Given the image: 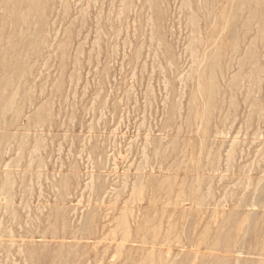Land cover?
<instances>
[{
    "label": "rangeland",
    "instance_id": "obj_1",
    "mask_svg": "<svg viewBox=\"0 0 264 264\" xmlns=\"http://www.w3.org/2000/svg\"><path fill=\"white\" fill-rule=\"evenodd\" d=\"M5 1L6 0H0V10H1L0 15L3 18V19L0 18V22H1L0 26L2 27V28L0 27V35H1L0 36V39H1L0 40V51H1L0 52V64L2 63V65L0 66V68H2L0 69V73H1L0 76L2 75V80L4 81V83L0 82V85H3L2 87H0V102L1 101L4 102V103L2 102V104L0 103V225H1L0 226V263L1 264H4V263L5 264H22V263L23 264H57V263L58 264H87V263L88 264H144V263L145 264H151V263L152 264H165V263L166 264H169V263L170 264H264V256H263L264 254V234H263L264 233V221H261L262 219L264 220V139H263L264 138V126H263L264 125L263 124L264 123V120H263L264 119V73H263L264 71V66H263L264 65L263 63L264 62V0H224V2L223 0H211V1L210 0H202V1L201 0L200 1L198 0H181V1L180 0L178 1L177 0H173V1L171 0H167V1L166 0H152V1L151 0H140L142 3L139 0H133V1L132 0H120V1L119 0H114V1L113 0H100V1L99 0H86V2L85 0H83V2L82 0H77V1L73 0V2L72 0H62V1L61 0H48L50 4L46 0H39V1L38 0L37 1L36 0H32V1L31 0L30 1L29 0L27 1L26 0H20V1L19 0H9V1L7 0L6 2H8V4H6ZM107 1L109 3H107ZM174 1H176L175 2L176 5L173 4ZM45 2H47L48 4L47 3L45 4ZM162 2H164L165 5L164 4L162 5L161 4ZM195 3L197 5H195ZM205 3H206V6L208 3V7L206 8L204 6ZM216 3L218 4L216 5ZM225 3H229V4H225ZM237 3L239 4V6H237L238 5ZM28 4L30 8H27ZM88 4L90 5L88 6ZM154 4L157 5L158 8ZM220 4L222 5L220 6ZM243 4L245 8L242 7ZM250 4H251V7H250ZM44 5L46 6V8ZM62 5H64V7ZM74 5L76 6L74 7ZM83 5H86V7ZM227 5L228 6L230 5L231 9L228 8ZM92 6L94 7L92 8ZM143 6H144V9H142ZM203 6L206 9V11L203 8ZM212 6L215 7L213 12H212V9H213ZM13 7H15L14 8L15 10L11 11ZM39 7L41 9H38ZM163 7H165L166 9H164ZM188 7H190V9ZM138 8L140 9L138 10ZM153 8L157 9V11H155ZM201 8H203V10ZM6 9L7 11H9L8 9H10L9 11L10 14L6 12ZM196 9H197V12H196ZM222 9L226 11V13L227 11H229L227 14L228 16H224L226 15V13H224ZM3 10L5 14L3 13ZM36 10H39V11L41 10L42 12L39 13V11H36ZM43 10H46V11H43ZM67 10H69L68 15L66 12ZM131 10L132 11L134 10V12H132ZM175 10L179 12H176ZM200 10L203 12L204 15H201L202 12H200ZM207 11L208 13H206ZM217 11L219 13H217ZM221 11H223L224 15H222L223 13H221ZM19 12L23 14L21 15L19 14ZM47 12H50V13H47ZM53 12H55V14ZM74 12L76 15L74 14ZM154 12H157V14L155 13L157 15V20L156 19L154 20V18H156V16H153ZM159 12H160V15L158 14ZM236 12L240 13V16ZM245 12H246V15H245ZM87 13L89 15L88 16L89 18L87 17ZM137 13H140V14H137ZM146 13L148 14V16H145ZM180 13L182 14L180 15ZM215 13L216 15L214 16ZM40 14H42L41 17L43 16L42 17L43 19H40ZM56 14H59L60 16L59 15L56 16ZM168 14H170L169 17H167ZM197 14L201 16L198 18ZM50 15H51V18L49 17ZM242 15H245V16H242ZM7 16H9V18ZM10 16H12L13 18ZM100 16H102V18ZM234 16H235V19H234ZM6 17L8 18V20ZM145 17H148V18H145ZM179 17L181 19L186 17L183 19L184 23L181 20L179 21L178 19ZM231 17H233L231 22L227 23V21H230ZM109 18H110V21L107 20ZM111 18H112V22H111ZM237 18H238V21H237ZM10 19L12 22L10 21ZM103 19L105 22L103 21ZM131 19L134 21V24L132 23ZM198 19L199 21H201V23L199 21L198 23H196ZM215 19H217L218 21H216ZM39 20L41 23L38 22ZM58 20H59V23H58ZM124 20H127V21H124ZM210 20L212 22L215 20V22L212 23L210 22ZM225 20L227 21L225 22ZM6 21H8V23ZM106 21L108 22L106 23ZM156 21L158 24L156 23ZM162 21L164 22L161 23ZM208 21L212 24L208 25L210 24ZM235 21H237V24H235L237 27H235L234 25L233 26L231 25L232 22L236 23ZM26 22L28 24H26ZM100 22H101V25H100ZM117 22H119V24ZM144 22L146 24L147 23L150 24V26L148 24H147L148 26L145 25ZM258 22H260L261 24L258 25ZM32 23L34 24V26ZM152 23H154V25ZM176 23L179 25H176ZM187 23H189V25ZM215 23L217 24L215 25ZM14 24L19 26V28H17V26L14 27L15 26ZM102 24H104V26ZM184 24H185V28H184ZM213 24L215 27L213 26ZM219 24L221 25L219 26ZM10 25H13L12 27L14 29ZM89 25L91 27L90 30H89L90 28ZM132 25L133 26L136 25V27L137 25L138 27L140 25V27L139 28L137 27L136 29V27H133ZM171 25L173 29L171 28ZM86 26L87 28H85ZM216 26L220 28L218 29ZM31 27L33 31L31 30ZM69 27H71L72 29L71 28L69 29ZM110 27L112 28L110 29ZM154 27H157V29H159L161 32L157 30L156 28L154 29ZM232 27H235V29L233 28L232 30ZM105 28L107 32L104 31ZM126 28H129L127 29V32H126ZM26 29L28 30V32ZM19 30L20 31L24 30V31L20 32L19 34ZM37 30H38V34L36 33L37 35H35L34 32H36ZM142 30H144V32L146 31V33H143ZM153 30H155V34L153 33L154 32ZM177 30H178V33L180 32L179 33L180 38L178 36L179 34L176 32ZM235 30H237L236 33L239 31L240 33H237L238 35L237 34L234 35L235 33L233 32H235ZM30 31H32V34ZM111 31L112 33H110ZM157 31L162 36L159 35ZM206 31H209L208 32L209 34ZM24 32L26 33L24 34ZM55 32L58 34V36ZM104 32L107 33V35ZM136 32L138 35H140V33L141 34L143 33L142 36L140 35L141 38L139 37L140 38L139 41H138L139 38ZM230 32L233 34V37H231ZM251 32H252V35H251ZM8 33H10L11 36ZM162 33L165 35V38ZM76 34H78V36ZM112 34L114 38H111V36H109ZM2 35H3V39H2ZM64 35L66 37H64ZM93 35L94 36L96 35V36L94 37ZM205 35H208L209 37L206 36L205 38ZM249 35L251 36V38ZM19 36H22V37H19ZM32 36L34 37V39L31 40ZM171 36H173L174 38L173 37L171 38ZM11 37L14 40V42L13 40H11ZM69 37L71 38L67 39ZM161 37H163V40L165 39V41H163ZM177 37H178V41L176 40ZM182 37L187 39L186 40L187 42ZM54 38L56 40H54ZM160 38H161V42L160 41L158 42ZM207 38H208V42L205 43V41H207L206 40ZM59 39L61 40L60 43L58 42L60 41ZM224 39L231 46H227L228 43L227 42L224 43L223 42ZM16 40H19L17 41L18 43L16 42ZM25 40H27V43ZM174 40L178 43L174 42ZM220 40L222 44L221 42H219ZM109 41L111 43L113 42L112 43L113 45L111 43H110L111 45L108 44ZM243 41H244V44H241ZM12 42L15 44L14 48H13ZM44 42L46 43L43 44ZM162 42L163 43L166 42L164 43L166 45L163 46ZM255 42L259 45H256ZM23 43H26V44H24L23 46ZM133 43L134 44L136 43L139 45H136V44L134 45ZM167 43H169L170 45ZM1 44H4V47L6 46V48H4L3 45ZM40 44H43V45H40ZM105 44H108V45H105ZM119 44L120 46H118ZM176 44L178 46H176ZM223 44H225L226 46H224ZM236 44H238V46ZM7 45H9V47ZM68 45L69 47H67ZM171 45H172V48H171ZM184 45L185 47H183ZM204 45H206V48H205L206 51L204 50L205 52L203 51ZM37 46L39 47L37 48ZM174 46H176L177 48ZM179 46L181 48H179ZM219 46L222 48L220 49ZM106 47L108 48L106 49ZM208 47L209 48L212 47L214 50L212 48L209 50ZM228 47L231 49H229ZM234 47L236 48V51ZM243 47L245 48L244 51H243ZM11 48L15 50L13 49L11 50ZM104 49L106 50L104 51ZM20 51L22 54L19 53ZM34 51H36L37 53H35ZM119 51L122 54L119 53ZM174 51H176L177 53ZM207 51L209 52L211 51V52L208 53ZM241 51H243V54ZM12 52H15V53H12ZM29 52L30 53L34 52V55L32 53L30 56H28L27 54H30ZM170 52L171 54H169ZM186 52H189V54ZM191 52L193 53L194 57L191 56L192 55ZM217 52L220 54H218ZM104 53L106 54L104 55ZM166 53H168V55H166ZM173 53L174 55H172ZM211 53L213 54V56ZM216 53L218 54V56L216 55ZM235 53L238 55H235ZM15 54L17 58L22 55L20 58H18V61L20 59V62L16 60ZM35 54L36 55L38 54V55L36 56ZM68 54L70 55V58ZM100 54L102 55L99 56ZM115 54H117V56H115ZM108 55H111L110 56L111 58L109 57L107 58ZM113 55L114 57L112 58ZM169 55L170 57L168 58L167 56ZM239 55L240 56L242 55V56L239 57ZM104 56L106 58H104ZM148 56L150 59H152L149 62H148V59H149ZM172 56H176V57L171 58ZM230 56H232V59H230ZM34 57L36 61L33 60ZM130 57L132 58V60L129 59ZM143 57H144V60H143ZM165 57L167 58V60ZM190 57L191 58L193 57V59L191 60ZM206 57H208V59ZM242 57L244 58V60H242ZM248 57H249V60H245V59H248ZM262 58L263 60H261ZM105 59L106 60L108 59V60L105 62ZM174 59L176 60L174 61ZM221 59L222 61H220ZM23 60H25V63H23L24 62ZM228 60H232V62ZM240 60L245 61V62H240ZM253 60H255L256 62H254ZM15 61H17L18 64ZM102 61H103V64H106V65L102 64V67H101ZM166 61H168L167 63L168 64L170 63V64L169 65L166 64L165 63ZM201 61L203 63L200 64ZM205 61L208 62V64L210 63L211 67L208 64L205 65ZM145 62H146V65H144ZM192 62H194V64H192ZM13 63H15L16 65ZM79 63H81V65ZM173 63H175L176 65H174ZM58 64H61V65L59 66ZM244 64H245V67H247V69L244 67ZM27 65H29V69ZM126 65H129V67H127ZM178 65L179 66L181 65L180 69ZM198 65L202 67L203 70L200 69ZM207 65L208 67H205ZM15 66L17 67L15 68ZM145 66L147 67L146 69H145ZM108 67L110 68L109 70H108ZM152 67H154V69H152ZM160 67L164 68V70L161 69ZM225 67L226 68L230 67V68L226 70ZM235 67H236V70H235ZM24 68H25V71H24ZM114 68L115 70H113ZM177 68L179 71L183 69L181 71L182 75H178V74H181V72L176 70ZM204 68H206L205 70L207 73L205 72ZM87 69H90V70L87 71ZM121 69L123 70V72L121 71ZM134 69L136 72L134 71ZM214 69L216 72H214ZM219 69L222 70V73H220L221 71ZM256 69L258 70L259 74L257 73ZM102 70H105V72L103 71L105 74H102L103 72L100 73V71ZM170 70L174 73L170 72ZM3 71L4 72L6 71V72L4 73ZM131 71H132V74H131ZM168 71L171 74H169ZM14 72H16V74ZM50 72L51 73L53 72V74H50ZM162 72L165 73L164 76ZM228 72L229 73L231 72V73L229 74ZM241 72L243 74L242 76H241ZM109 73L110 74L112 73L111 76ZM187 73H190L191 77H189V74L187 77L184 76V75H187ZM262 73H263V77H262ZM43 74L46 76H44ZM174 74H176V76ZM203 74L205 75L203 76ZM207 74L209 77H207ZM14 75H15V78H14ZM123 75L125 78H123ZM173 75L174 77H172ZM3 77L4 79L6 77L8 78H6L5 79L6 81H5ZM116 77L118 78V80ZM127 77L129 78V80L127 79ZM164 77L165 78L168 77L167 83ZM198 77H199V83L203 79H205L203 80V83L201 82V84H203L204 89H205V90L202 89L204 90V92L201 90V87L203 88V86H201L198 83ZM201 77H202V80H201ZM216 77L218 78L215 79ZM17 78L19 79L18 81L15 80ZM92 78L95 80L96 78L98 79L95 81ZM191 78H192L193 83L192 81L190 82ZM131 79L132 81H130ZM30 80L32 83L30 82ZM126 80L128 82H126ZM159 80L162 82H160ZM183 80L185 81V83H183L184 82ZM220 80H222L223 82L221 83ZM243 80L247 82L245 83ZM0 81H1V77H0ZM12 81L15 83H13ZM19 81H21V83ZM204 81L205 82L207 81L206 84ZM28 82H29V85H27ZM49 82H51V84ZM157 82H159L160 85H158ZM187 83L189 85H187ZM21 84H23V86ZM66 84H69V85L67 86ZM81 84H84V86H82ZM102 84L103 85L105 84V85L103 86ZM217 84L219 85V87ZM93 85H95L96 87L95 86L93 87ZM131 85L133 87L135 86L134 87L135 89H133ZM161 85H163L164 88L167 85V88L162 89ZM221 85L223 89L225 90L222 89ZM10 86L13 90L10 89ZM108 86H110V88ZM115 86H118V87H115ZM157 86L158 88H156ZM23 87H27V88L24 89ZM105 87L106 88L108 87V88L105 90ZM174 87H176V89L179 88V90L177 89V92H176L175 91L176 89ZM215 87L220 92H218L217 89H215ZM22 88L24 90H22ZM100 89L102 92L100 91ZM14 90H15V93H14ZM20 90L22 91V93ZM173 90H174V94L172 93ZM183 90L184 91L186 90L185 93ZM221 90H223L222 92L226 94L222 93ZM93 91L95 92L93 93ZM157 91H159L158 94H157ZM197 91L199 92V95ZM67 92L69 93L67 94ZM139 92L142 97H140ZM217 92L220 94H218ZM239 92H242V93H239ZM104 93L106 95H104ZM212 93L213 94L216 93L219 96V98L216 97L217 96L216 94H214V97H213ZM109 94L111 96H109ZM223 94L225 95L224 97H223ZM242 94L244 97L242 96ZM101 95L105 97L108 95L106 97V98H109L107 99L108 104L106 103L105 97H104L105 99L103 98V100L100 99ZM158 95H161L160 99L159 97H157ZM167 95H168V98H167ZM175 97L177 98L176 100H175ZM198 97L201 98L199 99V101H198ZM20 98L21 100H19ZM116 98H120V102L122 104L121 106H119L120 105V102L118 101L119 99H116ZM170 98H172V100L174 99L175 101L171 100L172 102H170L169 100ZM195 99H197V102L195 101ZM218 99H221L222 101ZM97 100H101V101L97 102ZM112 100L116 104H114ZM212 100H214L213 103H212ZM223 100H224V104H223ZM68 101H70V103ZM14 102L16 104H14ZM17 103L20 108L17 106ZM88 103L90 105H88ZM173 103L174 105L172 107ZM165 104H169V105H165ZM211 104L212 106L210 107ZM8 106L10 107V110L7 109L9 108ZM80 106L82 107V109H80L81 108ZM230 106L232 109L230 108ZM240 106L242 107L240 108ZM110 107H111V110H110ZM112 107H114V110ZM92 108L94 109L91 113ZM97 108H99V110ZM156 108H157V112H156ZM165 108H166V111L164 110ZM116 109L118 110L116 111ZM227 109L229 110L226 111ZM151 110L152 112H150ZM217 110L218 112H216ZM7 111L10 114L7 113ZM115 111L118 112V115H120V117L116 115L117 113H115ZM164 111L167 112V114H169V117ZM61 112H63V114ZM87 112L88 113L90 112L89 113L90 117L88 116ZM144 112L145 114L146 113L147 114L145 115ZM189 113H192L191 117H189L190 116ZM224 113H226L227 115ZM229 113L230 115H228ZM114 114L116 116H114ZM195 114L197 116L200 115L199 118ZM203 114L204 116H202ZM76 115L77 116L80 115V116H78L77 118ZM174 115L176 116L175 118H174ZM222 115L223 116L226 115V116L223 117ZM97 116H99V118ZM236 116L238 118H236ZM86 117L89 118L88 121ZM213 117L215 120L212 119ZM226 117L228 119L225 122ZM79 118L81 119V123H80ZM245 119L247 120L245 121ZM260 119L262 120L260 121ZM115 120L117 121L115 122ZM141 120L142 122H140ZM183 121L185 125H183L184 124ZM193 121L194 122L196 121V122L195 124L191 125V122L194 123ZM208 121L211 122V124ZM218 121L219 122L221 121L222 124L219 123ZM73 122H75V124ZM82 122L84 123V125ZM70 123L71 124L73 123V124L71 125ZM86 123L88 124V127ZM167 123L168 124L170 123V126ZM206 123L208 124V126L205 127ZM80 124L84 126V128H82ZM114 124L116 125V127H113L115 126ZM196 124L197 125L201 124L199 126V129H197L198 127ZM209 124H210V127L212 126L211 131L209 130L210 129ZM106 125L108 126V128ZM193 125H195L196 127L195 126L193 127ZM98 126H100L101 128ZM172 126L174 127L172 128ZM183 126L184 128L182 129ZM188 126L190 128L189 130H188ZM235 126L237 130L234 128ZM155 127L159 128L160 130L156 129ZM112 128H114V130ZM135 128H137L138 132ZM95 130H97V132ZM131 130H136V131L131 132ZM145 130H147V132ZM158 130L159 132L162 131L161 134H158L159 133ZM241 130H243L244 132H242ZM220 131L221 133H224V136L221 135ZM203 132L207 134L204 135ZM239 132L241 133L239 134ZM227 133H230V134H227ZM143 134L144 135L146 134L145 135L146 138ZM238 134L241 136H239ZM259 134H261L260 137H259ZM76 136H78L79 139H77L78 137ZM129 139L132 141H128ZM172 139H173V142H171ZM232 139L234 140V143ZM93 140L95 142H93ZM78 141L80 142L79 144H78ZM133 141H135V143ZM230 141H232L231 146H229L231 144ZM228 142H230V144ZM92 143H94V146L96 145V149L93 147ZM105 143H107V145H105ZM108 144H109V148H108ZM179 144L180 145L182 144V145L180 146ZM1 145L3 148L1 147ZM242 145L243 147H240ZM178 146H179V149H178ZM186 146L188 149H186ZM222 146L224 148H222ZM228 146L229 148L227 149ZM76 147H78L79 149L76 150ZM246 147H249L248 150H246L247 149ZM257 147H260V149L259 148L256 149ZM176 148L179 150L178 152ZM199 148H200V151H202L201 153L199 151ZM6 149H7V152H6ZM61 149L62 151H59ZM72 149L73 151H70ZM107 149H109L108 152H106ZM155 151H156V154H155L156 157L154 155ZM260 151H261V154H259ZM175 152L177 154H175ZM223 152L224 154L225 153L226 154L224 155ZM99 153L100 155H98ZM111 153L113 155H111ZM118 153L120 154L118 155ZM198 153H200L201 155L199 156ZM207 153L210 155L206 156ZM227 155L229 158L227 157ZM205 156L206 157L209 156V157L206 158ZM113 157H114V160H113ZM194 157L196 158L200 157V158L198 160V158L196 159ZM98 158L99 160L101 159V161H98ZM123 159L124 161L126 159L125 163H123L124 162ZM192 159H193V162H192ZM194 160H195V163H194ZM198 161H200L199 162L200 164L198 163ZM160 163L163 167L160 165ZM114 164H115V167L113 166ZM127 164L130 166H128ZM132 164H134L133 167L131 166ZM232 164L234 165L232 166ZM100 167L101 168L103 167V169H101ZM179 168H182V169H179ZM201 168L203 170L205 168V170L201 171L202 170ZM200 171L203 173H200ZM90 173H92L91 179H89ZM99 175L101 177H99ZM71 178L73 179L71 180ZM211 178H212V181H211ZM101 179L102 181H100ZM87 180H91V182L90 181L88 182ZM164 184H165V187H164ZM60 187L62 188V190ZM89 187H91L90 190H89ZM15 189L16 191H14ZM37 189H40V191H37ZM131 189L133 192L131 191ZM140 189H143V190H140ZM140 191H142V193ZM218 195L221 197L223 196V199H221V197H219ZM127 196H128V200H127ZM123 199L125 200L126 204L123 203L124 202ZM137 200L139 201L141 200L142 204H141V201L139 204ZM168 200L171 202L170 205H168V202H169ZM149 201L151 202L149 203ZM253 207H255L254 210H253ZM91 208L93 210L90 211ZM73 209L75 210L73 211ZM215 209L217 213L216 211H214ZM80 210H81V213H80ZM87 211L88 212L90 211L89 214L86 215L88 220L86 219V216H85V214L88 213ZM122 212L124 215L122 214ZM168 213L170 214L167 215ZM219 213L222 215L220 216ZM122 221L125 222V225L127 227L126 230L129 231L130 229L129 233H123L124 231L122 230V226H119V223ZM255 224H257L258 226ZM81 227H83L84 230ZM202 227L204 229H201ZM260 227H262L263 230ZM194 228L196 230H194ZM198 228H199V231H198ZM255 228L258 230H256ZM120 229L122 230V232ZM153 231L155 232L153 233ZM81 232L83 233L82 235H81ZM6 237H9L10 239ZM124 237L126 238V242L124 241L125 239H123ZM244 237L246 238V240ZM195 238H197L198 241L195 240ZM171 239L172 241H170ZM109 240L112 242H109ZM117 240L120 243H118ZM122 240L124 241V243L122 242ZM194 240L197 242L195 243ZM189 245L192 247L190 248ZM234 246L235 247L240 246L239 249L242 251L239 261H236L235 254L233 252L231 253V251L234 250ZM242 247L244 248L242 249ZM195 249H197L198 251H195ZM166 255H168V257ZM202 256L203 258L205 256V258L203 259ZM146 258L147 260L145 261Z\"/></svg>",
    "mask_w": 264,
    "mask_h": 264
},
{
    "label": "bare ground",
    "instance_id": "obj_2",
    "mask_svg": "<svg viewBox=\"0 0 264 264\" xmlns=\"http://www.w3.org/2000/svg\"><path fill=\"white\" fill-rule=\"evenodd\" d=\"M6 1H7V0H6ZM6 1H5V2H6ZM8 1H9V0H8ZM19 1H20V0H19ZM26 1H27V0H26ZM29 1H30V0H29ZM29 1H28V3H29ZM31 1H32V0H31ZM36 1H37V0H36ZM36 1H35V3H36ZM38 1H39V0H38ZM46 1L48 2V0H46ZM61 1H62V0H61ZM76 1H77V0H76ZM99 1H100V0H99ZM113 1H114V0H113ZM119 1H120V0H119ZM132 1H133V0H132ZM139 1H140V0H139ZM151 1H152V0H151ZM166 1H167V0H166ZM171 1H173V0H171ZM177 1H178V0H177ZM180 1H181V0H180ZM198 1H200V0H198ZM201 1H202V0H201ZM210 1H211V0H210ZM47 2H45V4H46ZM72 2H73V0H72ZM80 2H81V1H80ZM82 2H83V0H82ZM85 2H86V0H85ZM103 2H104V1H103ZM136 2H137V1H136ZM140 2H141V1H140ZM144 2H145V1H144ZM153 2H154V1H153ZM175 2H176V1H174V3H173L174 5H176ZM188 2H189V1H188ZM193 2H194V1H193ZM223 2H224V0H223ZM234 2H235V1H234ZM1 3H2V2H1ZM38 3H40V2H38ZM48 3H49V2H48ZM48 3H47V4H48ZM77 3H79V2H77ZM96 3H98V2H96ZM107 3H109V2L107 1ZM134 3H135V2H134ZM141 3H142V2H141ZM148 3H149V2H148ZM189 3H190V2H189ZM245 3H246V2H245ZM6 4H8V2H6ZM19 4H20V3H19ZM31 4H32V3H31ZM42 4H43V3H42ZM49 4H50V3H49ZM90 4H91V3H90ZM90 4H88V6H89ZM103 4H104V3H103ZM138 4H139V2H138ZM161 4L163 5L164 2H162ZM190 4H191V3H190ZM193 4H194V3H193ZM202 4H203V3H202ZM210 4H211V3H210ZM210 4H209V5H210ZM217 4H218V3H216V5H217ZM225 4H229V3H225ZM237 4H238V3H237ZM237 4H236V5H237ZM240 4H241V2H240ZM261 4H262V3H261ZM11 5H12V4H11ZM26 5H27V4H26ZM76 5H77V4H76ZM76 5H74V7H75ZM107 5H108V4H107ZM116 5H117V4H116ZM144 5H145V4H144ZM151 5H152V4H151ZM154 5H155V4H154ZM164 5H165V4H164ZM195 5H197V4L195 3ZM200 5H201V4H200ZM216 5H215V7H216ZM221 5H222V4H220V6H221ZM7 6H8V5H7ZM34 6H35V5H34ZM39 6H40V5H39ZM44 6H45V5H44ZM49 6H50V5H49ZM62 6L64 7V5H62ZM83 6L86 7V5H83ZM95 6H96V5H95ZM141 6H142V5H141ZM155 6H157V5H155ZM189 6H190V5H189ZM198 6H199V4H198ZM204 6H205V8L208 7V3H207V6H206V3H205ZM204 6H203V8H204ZM220 6H219V7H220ZM227 6H228V5H227ZM227 6H226V7H227ZM231 6H232V4H231ZM231 6L229 5L228 8H230ZM237 6H239V4H238ZM237 6H236V7H237ZM252 6H253V5H252ZM58 7H59V6H58ZM60 7H61V6H60ZM78 7H79V5H78ZM93 7H94V6H92V8H93ZM107 7H108V6H107ZM118 7H119V6H118ZM137 7H139V6H137ZM150 7H152V6H150ZM177 7H178V5H177ZM177 7H176V8H177ZM195 7H196V6H195ZM212 7H213L212 12H213V10H214L215 7H214V6H212ZM236 7H235V8H236ZM242 7H244V4H243ZM250 7H251V4H250ZM250 7H249V8H250ZM7 8H8V7H7ZM14 8H15V7H13V9L10 8L11 11H12V10H15ZM27 8H30V7H29V4H28V7H27ZM43 8H44V7H43ZM45 8H46V6H45ZM99 8H100V7H99ZM99 8H98V9H99ZM135 8H136V7H135ZM147 8H148V7H147ZM154 8H155V7H154ZM154 8H153V9H154ZM157 8H158V6H157ZM163 8L166 9L165 7H163ZM176 8H174V9H176ZM188 8L190 9V7H188ZM203 8H201V9L203 10ZM205 8H204V9H205ZM209 8H210V7H209ZM244 8H245V7H244ZM3 9H4V7H3ZM10 9H8V10L10 11ZM33 9H34V8H33ZM35 9H36V8H35ZM38 9H41V8L39 7ZM87 9H88V8H87ZM112 9H113V7H112ZM139 9H140V8H138V10H139ZM142 9H144V6H143ZM161 9H162V8H161ZM174 9H173V10H174ZM181 9H182V8H181ZM223 9H224V8H223ZM223 9H222V10H223ZM230 9H231V8H230ZM24 10H25V9H24ZM27 10H28V9H27ZM57 10H58V9H57ZM57 10H56V11H57ZM69 10H71V9H69ZM69 10L66 11V12H67V15L69 14ZM84 10H86V9H84ZM107 10H108V9H107ZM117 10H118V9H117ZM154 10L157 11V9H154ZM158 10H159V9H158ZM169 10H170V9H169ZM173 10H172V12H173ZM187 10H188V9H187ZM191 10H192V9H191ZM207 10H208V9H207ZM236 10H238V9H236ZM239 10H240V9H239ZM0 11H1V10H0ZM9 11H7V9H6V12H7L8 14H10ZM19 11H20V10H19ZM29 11H30V9H29ZM36 11H39V10H36ZM43 11H46V10H43ZM49 11H50V9H49ZM56 11H55V12H56ZM63 11H64V10H63ZM76 11H77V10H76ZM93 11H94V10H93ZM110 11H111V10H110ZM119 11H120V10H119ZM131 11H132V10H131ZM175 11H176V12H179V11H177V10H175ZM175 11H174V13H175ZM180 11H182V10H180ZM193 11H195V10H193ZM193 11H192V12H193ZM205 11H206V9H205ZM223 11H224V10H223ZM223 11H221V13H223ZM40 12H42V11L40 10L39 13H40ZM55 12H53V13L55 14ZM57 12H58V11H57ZM132 12H134V10H133ZM132 12H131V13H132ZM164 12H165V11H164ZM183 12H184V11H183ZM187 12H188V11H187ZM187 12H186V13H187ZM196 12H197V9H196ZM200 12H202V11L200 10ZM228 12H229V11H227V13H226V11H224V13H226V15H224V13H223L222 15H224V16H228V15H227ZM234 12H235V11H234ZM238 12H239V11H238ZM238 12H236V13L239 14V16H240V13H238ZM241 12H242V11H241ZM246 12H247V10H246ZM246 12H245V15H246ZM3 13H4V10H3ZM27 13H28V12H27ZM43 13H44V12H43ZM47 13H50V12H47ZM81 13H82V12H81ZM92 13H93V12H92ZM108 13H109V12H108ZM112 13H113V12H112ZM140 13H141V12H140ZM140 13H137V14H140ZM155 13L157 14V12H154V14H155ZM168 13H169V12H168ZM174 13H173V14H174ZM184 13H185V12H184ZM198 13H199V12H198ZM206 13H208V11H207ZM217 13H219V12L217 11ZM236 13H235V14H236ZM4 14H5V13H4ZM8 14H7V15H8ZM19 14L22 15L23 13H20V12H19ZM36 14H37V12H36ZM61 14H62V12H61ZM74 14H75V12H74ZM104 14H105V13H104ZM128 14H129V13H128ZM128 14H127V15H128ZM137 14H136V16H137ZM146 14H147V13H146ZM146 14H145V16H148V14H147V15H146ZM154 14H153V16H156V18H154V20H155V19L157 20V15H156V14L154 15ZM158 14L160 15V12H159ZM171 14H172V13H171ZM177 14H178V13H177ZM181 14H182V13H180V15H181ZM212 14H213V13H212ZM235 14H234V15H235ZM41 15H42V14H40V19H43V18H42L43 16L41 17ZM57 15H59V14H56V16H57ZM72 15H73V14H72ZM72 15H71V16H72ZM75 15H76V14H75ZM130 15H131V14H130ZM132 15H133V14H132ZM169 15H170V14H168L167 17H169ZM180 15H179V16H180ZM197 15H198V18H199L201 15H204V14H203V12H202L200 16H199V14H197ZM197 15H196V16H197ZM215 15H216V13L214 14V16H215ZM245 15H242V16H245ZM25 16H26V15H25ZM29 16H30V14H29ZM37 16H38V14H37ZM45 16H46V15H45ZM59 16H60V15H59ZM88 16H89V15H88V13H87V17H88ZM106 16H107V14H106ZM134 16H135V14H134ZM140 16H141V15H140ZM164 16H165V15H164ZM183 16H184V14H183ZM207 16H208V15H207ZM218 16H219V15H218ZM218 16H217V18H218ZM224 16H222V17H224ZM4 17H5V16H4ZM7 17L9 18V16H7ZM7 17H6V18H7ZM10 17H12V16H10ZM27 17H28V16H27ZM32 17H33V15H32ZM49 17L51 18V15H50ZM49 17H48V18H49ZM74 17H75V16H74ZM85 17H86V16H85ZM100 17L102 18V16H100ZM103 17H104V16H103ZM141 17H142V16H141ZM141 17H140V19H141ZM149 17H150V16H149ZM175 17H176V16H175ZM208 17H209V16H208ZM208 17H207V18H208ZM210 17H211V15H210ZM222 17H221V18H222ZM237 17H238V16H237ZM246 17H247V16H246ZM0 18H2L1 15H0ZM8 18H7V20H8ZM12 18H13V17H12ZM12 18H11V19H12ZM37 18H38V17H37ZM46 18H47V17H46ZM50 18H49V19H50ZM88 18H89V17H88ZM88 18H87V20H88ZM105 18H106V17H105ZM118 18H119V17H118ZM145 18H148V17H145ZM158 18H159V16H158ZM176 18H177V17H176ZM184 18H186V17H184ZM184 18H183V19H184ZM213 18H214V17H213ZM232 18H233V17H231L230 21L225 20V22H226V21H227V23L231 22ZM238 18H239V17H238ZM238 18H237V21H238ZM242 18H243V17H242ZM2 19H3V18H2ZM11 19H10V21H11ZM19 19H20V18H19ZM24 19H25V17H24ZM52 19H53V18H52ZM57 19H58V18H57ZM57 19H55V20H57ZM64 19H65V18H64ZM79 19H80V18H79ZM84 19H85V18H84ZM91 19H92V18H91ZM137 19H138V18H137ZM164 19H165V17H164ZM167 19H168V18H167ZM178 19H179V21H180V20L183 21V19H181L180 17H179ZM211 19H212V18H211ZM226 19H227V18H226ZM234 19H235V16H234ZM5 20H6V19H5ZM5 20H3V21H5ZM21 20H22V19H21ZM31 20H32V18H31ZM59 20H60V19H59ZM59 20H58V23H59ZM66 20H67V19H66ZM75 20H76V19H75ZM105 20H106V19H105ZM107 20L110 21V18L107 19ZM113 20H114V19H113ZM131 20H132V19H131ZM138 20H139V19H138ZM149 20H150V19H149ZM168 20H169V19H168ZM186 20H187V19H186ZM206 20H208V19H206ZM215 20L218 21L217 19H215ZM215 20H214L213 22H215ZM241 20H242V19H241ZM245 20H246V19H245ZM15 21H16V19H15ZM62 21H63V20H62ZM91 21H92V20H91ZM103 21H104V19H103ZM114 21H115V20H114ZM116 21H117V20H116ZM124 21H127V20H124ZM129 21H130V20H129ZM143 21H144V20H143ZM151 21H152V19H151ZM169 21H170V20H169ZM198 21H199V19L196 21V23H198ZM237 21H235L236 23H233V22H232L231 25H232V26L234 25L235 27H237V26L235 25V24H237ZM6 22L8 23V21H6ZM11 22H12V21H11ZM24 22H25V21H24ZM24 22H23V23H24ZM38 22H40V20H39ZM51 22H52V21H51ZM104 22H105V21H104ZM104 22H102V23H104ZM107 22H108V21H106V23H107ZM111 22H112V18H111ZM136 22H137V21H136ZM153 22H154V21H153ZM163 22H164V21H162L161 23H163ZM199 22L201 23V21H199ZM208 22H209V21H208ZM210 22H212V21L210 20ZM210 22H209V23H210ZM213 22H212V23H213ZM7 23H6V24H7ZM40 23H41V22H40ZM40 23H39V24H40ZM58 23H57V24H58ZM68 23H69V22H68ZM117 23L119 24V22H117ZM132 23L134 24V21H133V20H132ZM144 23H145V22H144ZM156 23H157V21H156ZM171 23H172V22H171ZM174 23H175V22H174ZM174 23H173V24H174ZM178 23H179V22H178ZM183 23H184V21H183ZM203 23H204V22H203ZM212 23H210V24H208V25H211ZM241 23H242V22H241ZM241 23H240V24H241ZM6 24H5V25H6ZM17 24H18V23H17ZM20 24H21V23H20ZM24 24H25V23H24ZM26 24H28V23L26 22ZM32 24H33V23H32ZM57 24H56V25H57ZM62 24H63V23H62ZM72 24H73V23H72ZM74 24H75V23H74ZM91 24H92V23H91ZM113 24H115V23H113ZM113 24H112V25H113ZM122 24H123V23H122ZM130 24H131V23H130ZM137 24H138V23H137ZM147 24H148V23H147ZM147 24L145 23V25H147ZM152 24L154 25V23H152ZM157 24H158V23H157ZM173 24H172V25H173ZM187 24L189 25V23H187ZM216 24H217V23H215V25H216ZM240 24H238V25H240ZM259 24H261V23L258 22V25H259ZM0 25H1V22H0ZM14 25H15V24H14ZM22 25H23V24H22ZM22 25H21V26H22ZM58 25H59V24H58ZM66 25H67V24H66ZM66 25H65V26H66ZM86 25H87V24H86ZM100 25H101V22H100ZM102 25L104 26V24H102ZM125 25H126V24H125ZM148 25L150 26V24H148ZM148 25H147V26H148ZM165 25H166V24H165ZM172 25H171V28L173 29ZM176 25H179V24L176 23ZM198 25H199V24H198ZM200 25H201V24H200ZM220 25H221V24H219V26H220ZM225 25H226V24H225ZM225 25H224V27H225ZM10 26L12 27L13 25H10ZM10 26H9V27H10ZM16 26H17V25H15L14 27H16ZM21 26H20V28H21ZM33 26H34V24H33ZM35 26H36V25H35ZM60 26H61V25H60ZM65 26H64V27H65ZM76 26H77V25H76ZM107 26H108V25H107ZM118 26H119V25H118ZM132 26H133V25H132ZM147 26H145V27H147ZM156 26H157V25H156ZM158 26H159V25H158ZM167 26H168V25H167ZM173 26H174V25H173ZM186 26H187V25H186ZM213 26H214V24H213ZM222 26H223V25H222ZM0 27H1V26H0ZM9 27H8V28H9ZM89 27H90V25H89ZM95 27H96V26H95ZM100 27H101V26H100ZM133 27H136V25H134ZM137 27H138V25H137ZM137 27H136V29H137ZM139 27H140V25H139ZM139 27H138V28H139ZM165 27H166V26H165ZM181 27H183V26H181ZM188 27H189V26H188ZM214 27H215V26H214ZM214 27H213V28H214ZM216 27L218 28V26H216ZM235 27H232V30H233V28L235 29ZM238 27H239V26H238ZM1 28H2V27H1ZM12 28H13V27H12ZM17 28H19V26H17ZM24 28H25V27H24ZM38 28H39V27H38ZM47 28H48V27H47ZM51 28H52V27H51ZM70 28H71V27H69V29H70ZM73 28H74V27H73ZM85 28H87V26H86ZM106 28H107V27H106ZM106 28H105V30H104L105 32H107V31H106ZM111 28H112V27H110V29H111ZM155 28L157 29V27H154V29H155ZM159 28H160V27H159ZM184 28H185V24H184ZM186 28H187V27H186ZM198 28H199V26H198ZM219 28H220V27H219ZM219 28H218V29H219ZM239 28H240V27H239ZM239 28H238V29H239ZM252 28H253V27H252ZM254 28H255V27H254ZM13 29H14V28H13ZM39 29H40V28H39ZM56 29H57V28H56ZM58 29H59V27H58ZM71 29H72V28H71ZM90 29H91V27L89 28V30H90ZM94 29H95V28H94ZM94 29H93V30H94ZM113 29H114V28H113ZM127 29H129V28H126V32H127ZM134 29H135V28H134ZM144 29H145V28H144ZM205 29H207V28H205ZM5 30H6V29H5ZM26 30H27V29H26ZM26 30H25V31H26ZM31 30L33 31L32 27H31ZM40 30H41V29H40ZM93 30H92V31H93ZM99 30H101V29H99ZM114 30H115V29H114ZM132 30H133V29H132ZM157 30H159V29H157ZM166 30H167V29H166ZM181 30H183V29H181ZM181 30H180V31H181ZM190 30H191V29H190ZM199 30H200V29H199ZM214 30H216V29H214ZM220 30H221V29H220ZM242 30H243V29H242ZM242 30H241V31H242ZM251 30H252V29H251ZM255 30H256V29H255ZM255 30H254V32H255ZM22 31H24V30H22ZM22 31L19 30V34H20V32H22ZM32 31H30L31 34H32ZM42 31H43V30H42ZM47 31H48V30H47ZM51 31H52V30H51ZM80 31H81V30H80ZM84 31H85V30H84ZM87 31H88V30H87ZM92 31H91V32H92ZM109 31H110V30H109ZM109 31H108V33H109ZM121 31H122V29H121ZM129 31H130V30H129ZM135 31H136V30H135ZM137 31H138V30H137ZM140 31H141V29H140ZM142 31H143V33H146V31H145V32H144V30H142ZM153 31H154L153 33L155 34V30H153ZM159 31H160V30H159ZM169 31H170V30H169ZM169 31H168V32H169ZM172 31H173V30H172ZM184 31H185V30H184ZM236 31H237V30H235V32H233V31H231V32L235 33L234 35H236L237 33H240V31L237 32V33H236ZM243 31H244V30H243ZM243 31H242V32H243ZM27 32H28V30H27ZM56 32H57V31H56ZM56 32H55V33H56ZM71 32H72V31H71ZM73 32H74V31H73ZM105 32H104V33H105ZM114 32H115V31H114ZM114 32H113V33H114ZM133 32H134V31H133ZM147 32H148V31H147ZM160 32H161V31H160ZM163 32H164V31H163ZM173 32H174V31H173ZM176 32L178 33V30H177ZM176 32H175V34H176ZM182 32H183V31H182ZM199 32H200V31H199ZM206 32L208 33L209 31H206ZM231 32H230V33H231ZM242 32H241V33H242ZM249 32H250V31H249ZM10 33H11V32H10ZM10 33H8V34L10 35ZM25 33H26V32H24V34H25ZM36 33L38 34V30H37L36 32H34L35 35H37ZM57 33H58V32H57ZM57 33H56V34H57ZM76 33H77V32H76ZM82 33H83V32H82ZM93 33H94V32H93ZM104 33H103V34H104ZM110 33H112V31H111ZM124 33H125V32H124ZM128 33H129V32H128ZM130 33H131V32H130ZM143 33H142V34H143ZM157 33H158V31H157ZM157 33H156V34H157ZM171 33H172V32H171ZM179 33H180V32H179ZM179 33H178V34H179ZM226 33H227V32H226ZM1 34H3V33H1ZM17 34H18V33H17ZM17 34H16V35H17ZM21 34H22V33H21ZM34 34H33V35H34ZM83 34H84V33H83ZM105 34L107 35V33H105ZM136 34H137V32H136ZM142 34L140 33L141 36H142ZM158 34L161 35L160 33H158ZM162 34H163V33H162ZM190 34H191V33H190ZM199 34H200V33H199ZM208 34H209V33H208ZM214 34H215V32H214ZM214 34H213V35H214ZM228 34H229V33H228ZM248 34H249V33H248ZM43 35H44V34H43ZM76 35L78 36V34H76ZM84 35H85V34H84ZM127 35H128V34H127ZM134 35H135V34H134ZM134 35H133V37H134ZM140 35L137 34L138 38L140 37ZM163 35H164V34H163ZM166 35H167V34H166ZM170 35H171V34H170ZM210 35H211V34H210ZM213 35H212V36H213ZM237 35H238V34H237ZM251 35H252V32H251ZM0 36H1V35H0ZM6 36H8V35H6ZM10 36H11V35H10ZM12 36H13V35H12ZM54 36H55V35H54ZM57 36H58V34H57ZM88 36H89V35H88ZM93 36H94V35H93ZM95 36H96V35H95ZM95 36H94V37H95ZM109 36H111V38H114L113 34H112V35H109ZM155 36H156V35H155ZM155 36H154V37H155ZM161 36H162V35H161ZM176 36H177V35H176ZM178 36H179V38H180V34H179ZM206 36H208V35H205V38H206ZM217 36H218V34H217ZM220 36H221V34H220ZM228 36H229V35H228ZM228 36H226V37H228ZM240 36H241V35H240ZM249 36H250V35H249ZM14 37H15V36H14ZM19 37H22V36H19ZM32 37H33V36H32ZM32 37H31V40L34 39V37H33V38H32ZM64 37H66V36L64 35ZM118 37H119V35H118ZM128 37H129V36H128ZM128 37H127V38H128ZM145 37H146V35H145ZM158 37H159V36H158ZM172 37H173V36H171V38H172ZM208 37H209V36H208ZM231 37H233V34H232V33H231ZM234 37H235V36H234ZM244 37H245V36H244ZM35 38H36V36H35ZM60 38H62V37H60ZM70 38H71V37H69V38H67V39H70ZM83 38H84V37H83ZM103 38H104V37H103ZM109 38H110V37H109ZM111 38H110V39H111ZM140 38H141V37H140ZM140 38L138 39V41L140 40ZM142 38H143V37H142ZM147 38H148V37H147ZM161 38H162V40H163V37H161ZM161 38H160V40H158L159 38L157 39L158 42H159V41L161 42ZM164 38H165V35H164ZM173 38H174V37H173ZM182 38H183V37H182ZM211 38H212V37H211ZM245 38H246V37H245ZM245 38H244V39H245ZM250 38H251V36H250ZM256 38H258V37H256ZM2 39H3V35H2ZM20 39H21V38H20ZM20 39H19V40H20ZM29 39H30V38H29ZM63 39H64V38H63ZM78 39H79V38H78ZM110 39H109V40H110ZM120 39H121V38H120ZM128 39H129V38H128ZM175 39H176V38H175ZM183 39H185V38H183ZM200 39H202V38H200ZM216 39H217V38H216ZM238 39H239V38H238ZM241 39H242V38H241ZM0 40H1V39H0ZM7 40H8V39H7ZM7 40H6V41H7ZM11 40H13L12 37H11ZM11 40H10V42H11ZM19 40H16V42L19 41ZM54 40H56V39L54 38ZM59 40H60V39H59ZM73 40H74V39H73ZM113 40H114V39H113ZM125 40H126V39H125ZM125 40H124V41H125ZM132 40H134V39H132ZM144 40H145V39H144ZM151 40H152V39H151ZM176 40L178 41V37H177ZM181 40H182V39H181ZM186 40H187V39H185V41H186ZM206 40H207V41H205V43L208 42V38H207ZM227 40H228V38H227ZM233 40H234V39H233ZM248 40H249V39H248ZM257 40H258V39H257ZM257 40H256V42H257ZM8 41H9V40H8ZM8 41H7V42H8ZM25 41H26V43H27V40H25ZM77 41H78V40H77ZM90 41H91V40H90ZM115 41H116V40H115ZM127 41H128V40H127ZM135 41H136V40H135ZM147 41H148V40H147ZM163 41H165V39H164ZM167 41H168V40H167ZM167 41H166V42H167ZM209 41H210V40H209ZM234 41H235V40H234ZM238 41H239V40H238ZM238 41H237V42H238ZM10 42H9V43H10ZM13 42H14V40H13ZM13 42H12V43H13ZM53 42H54V41H53ZM58 42L60 43L61 40L58 41ZM58 42H57V43H58ZM101 42H102V41H101ZM106 42H108V41H106ZM119 42H120V40H119ZM119 42H118V43H119ZM144 42H145V41H144ZM166 42H164V43H166ZM170 42H171V41H170ZM174 42H176V41L174 40ZM174 42H173V43H174ZM180 42H182V41H180ZM186 42H187V41H186ZM210 42H211V41H210ZM215 42H216V40H215ZM219 42H221V40H220ZM223 42L225 43V42H227V41H225V39H224ZM237 42H236V43H237ZM250 42H252V41H250ZM256 42H255V43H256ZM1 43H2V42H1ZM9 43H8V44H9ZM17 43H18V42H17ZM17 43H16V44H17ZM26 43H23V46H24V44H26ZM36 43H37V42H36ZM36 43H35V44H36ZM45 43H46V42H44L43 44H45ZM76 43H77V42H76ZM84 43H85V42H84ZM86 43H87V42H86ZM91 43H92V42H91ZM91 43H90V44H91ZM110 43H111V42L109 41L108 44H110ZM112 43H113V42H112ZM112 43H111V44H112ZM114 43H115V42H114ZM118 43H117V44H118ZM162 43H163V42H162ZM164 43H163V46L166 45V44H164ZM176 43H178V42H176ZM227 43H228V42H227ZM247 43H248V42H247ZM43 44H40V45H43ZM66 44H67V42H66ZM72 44H73V43H72ZM72 44H71V45H72ZM80 44H81V43H80ZM102 44H103V43H102ZM108 44H105V45H108ZM111 44H110V45H111ZM117 44H116V45H117ZM133 44H134V43H133ZM135 44H136V43H135ZM135 44H134V45H135ZM167 44H169V43H167ZM214 44H215V43H214ZM214 44H213V45H214ZM221 44H222V42H221ZM238 44H240V43H238ZM238 44H236V45L238 46ZM241 44H244V41H243ZM1 45H3V47H4V44H1ZM12 45H13V48H14V47H15V46H14L15 44L13 43ZM38 45H39V44H38ZM71 45H70V47H71ZM74 45H75V44H74ZM74 45H73V46H74ZM81 45H82V44H81ZM100 45H101V44H100ZM112 45H113V44H112ZM136 45H139V44H136ZM160 45H162V44H160ZM160 45H159V46H160ZM169 45H170V44H169ZM173 45H174V44H173ZM179 45H180V44H179ZM185 45H186V44H185ZM185 45H184L183 47H185ZM207 45H209V44H207ZM213 45H212V46H213ZM219 45H220V44H219ZM223 45L226 46L225 44H223ZM256 45H259V44L256 43ZM261 45H262V43H261ZM7 46L9 47V45H7ZM35 46H36V45H35ZM56 46H57V45H56ZM83 46H84V45H83ZM118 46H120V44H119ZM118 46H117V47H118ZM128 46H129V45H128ZM176 46H178V45L176 44ZM176 46H174V47H176ZM227 46H231V45L228 43ZM239 46H240V45H239ZM31 47H32V46H31ZM38 47H39V46H37V48H38ZM67 47H69V45H68ZM75 47H76V46H75ZM81 47H82V46H81ZM90 47H91V45H90ZM111 47H112V46H111ZM144 47H145V45H144ZM144 47H143V48H144ZM165 47H166V46H165ZM168 47H169V46H168ZM168 47H167V49H168ZM214 47H215V46H214ZM219 47H220V46H219ZM245 47H246V46H245ZM252 47H253V46H252ZM257 47H258V46H257ZM4 48H6V46H5ZM13 48H11V50H12ZM24 48H25V47H24ZM88 48H89V47H88ZM107 48H108V47H106V49H107ZM133 48H135V47H133ZM133 48H132V49H133ZM146 48H147V46H146ZM171 48H172V45H171ZM176 48H177V47H176ZM179 48H181V47L179 46ZM200 48H201V46H200ZM205 48H206V45H204V49H203V51L205 50ZM208 48H209V47H208ZM211 48H212V47H210L209 50H210ZM221 48H222V47H220V49H221ZM228 48H229V47H228ZM234 48H235V47H234ZM237 48H238V47H237ZM74 49H75V48H74ZM74 49H73V51H74ZM91 49H92V48H91ZM93 49H94V48H93ZM106 49H104V51H105ZM117 49H118V48H117ZM160 49H161V48H160ZM164 49H165V48H164ZM169 49H170V48H169ZM212 49H213V48H212ZM218 49H219V48H218ZM220 49H219V50H220ZM223 49H225V48H223ZM229 49H231V48H229ZM232 49H233V48H232ZM238 49H239V48H238ZM244 49H245V48L243 47V51H244ZM249 49H250V48H249ZM9 50H10V49H9ZM11 50H10V51H11ZM13 50H15V49H13ZM69 50H70V49H69ZM89 50H90V49H89ZM127 50H128V49H127ZM129 50H130V49H129ZM173 50H174V49H173ZM213 50H214V49H213ZM247 50H248V48H247ZM260 50H261V49H260ZM7 51H8V50H7ZM7 51H6V52H7ZM24 51H25V49H24ZM24 51H23V52H24ZM32 51H33V50H32ZM95 51H96V50H95ZM117 51H118V50H117ZM120 51H121V50H120ZM120 51H119V53H121ZM162 51H163V50H162ZM178 51H179V50H178ZM182 51H184V50H182ZM205 51H206V50H205ZM205 51H204V52H205ZM211 51H212V50H211ZM211 51H210V52H211ZM229 51H230V50H229ZM229 51H228V52H229ZM235 51H236V48H235ZM243 51H241L242 54H243ZM257 51H258V49H257ZM261 51H262V50H261ZM0 52H1V51H0ZM34 52L37 53L36 51H34ZM34 52H32L33 55H34ZM67 52H68V51H67ZM108 52H109V51H108ZM110 52H111V50H110ZM126 52H127V51H126ZM132 52H133V51H132ZM132 52H131V53H132ZM134 52H135V51H134ZM166 52H167V51H166ZM168 52H169V51H168ZM174 52H176V51H174ZM207 52L210 53L209 51H207ZM212 52H213V51H212ZM218 52H220V51H218ZM218 52H217V53H218ZM223 52H224V51H223ZM223 52H222V53H223ZM254 52H255V51H254ZM4 53H5V51H4ZM12 53H15V52H12ZM19 53L22 54L21 51H20ZM29 53H30V52H29ZM32 53L27 54V55L30 56ZM113 53H114V52H113ZM135 53H136V52H135ZM135 53H134V54H135ZM140 53H141V52H140ZM146 53H147V52H146ZM176 53H177V52H176ZM186 53L189 54V52H186ZM217 53H216V55L218 56V54H220V53H218V54H217ZM256 53H258V52H256ZM7 54H9V53H7ZM7 54H6V56H7ZM53 54H54V53H53ZM57 54H59V53H57ZM87 54H88V53H87ZM96 54H97V53H96ZM105 54H106V53H104V55H105ZM108 54H109V53H108ZM110 54H111V53H110ZM121 54H122V53H121ZM123 54H124V53H123ZM127 54H128V53H127ZM169 54H171V52H170ZM191 54H192L191 56H193V53H192V52H191ZM203 54H204V53H203ZM211 54H212V53H211ZM225 54H226V52H225ZM230 54H231V53H230ZM232 54H233V53H232ZM240 54H241V53H240ZM245 54H246V52H245ZM245 54H244V55H245ZM11 55H12V54H11ZM33 55H32V56H33ZM35 55H36V54H35ZM37 55H38V54H37ZM37 55H36V56H37ZM43 55H45V54H43ZM43 55H41V56H43ZM68 55H69V54H68ZM73 55H74V54H73ZM101 55H102V54H100L99 56H101ZM128 55H129V54H128ZM131 55H132V54H131ZM141 55H142V54H141ZM153 55H154V54H153ZM159 55H160V53H159ZM166 55H168V53H166ZM166 55H165V56H166ZM172 55H174V53H173ZM178 55H179V53H178ZM184 55H185V54H184ZM184 55H183V56H184ZM206 55H208V54H206ZM214 55H215V54H214ZM222 55H223V54H222ZM235 55H238V54L235 53ZM258 55H259V54H258ZM15 56H16V54H15ZM21 56H22V55H21ZM21 56H20V57H21ZM74 56H75V55H74ZM81 56H82V55H81ZM81 56H80V57H81ZM110 56H111V55H108L107 58H108V57L111 58ZM115 56H117V54H115ZM118 56H119V55H118ZM142 56H143V55H142ZM142 56H141V57H142ZM146 56H147V55H146ZM151 56H152V55H151ZM212 56H213V54H212ZM228 56H229V55H228ZM233 56H234V55H233ZM241 56H242V55H241ZM241 56L239 55V57H241ZM245 56H246V55H245ZM247 56H248V55H247ZM20 57H18V58H20ZM78 57H79V56H78ZM94 57H95V56H94ZM94 57H93V58H94ZM113 57H114V55L112 56V58H113ZM121 57H122V56H121ZM167 57L169 58L170 55L167 56ZM173 57H176V56H172L171 58H173ZM177 57H178V56H177ZM193 57H194V56H193ZM193 57H192V58L190 57L191 60L193 59ZM249 57H250V56H249ZM249 57H248V59H245V60H249ZM15 58H16V60L18 61L17 56H16ZM31 58H32V57H31ZM39 58H40V57H39ZM41 58H42V57H41ZM69 58H70V55H69ZM81 58H82V57H81ZM104 58H106V57L104 56ZM134 58H135V57H134ZM148 58H149V56H148ZM156 58H157V57H156ZM165 58H166V57H165ZM180 58H182V57H180ZM180 58H179V60H180ZM196 58H197V57H196ZM206 58L208 59V57H206ZM209 58H210V57H209ZM221 58H222V57H221ZM228 58H229V57H228ZM228 58H227V59H228ZM237 58H238V56H237ZM45 59H46V58H45ZM59 59H60V58H59ZM71 59H72V58H71ZM78 59H79V58H78ZM94 59H95V58H94ZM94 59H93V60H94ZM98 59H99V58H98ZM116 59H117V58H116ZM129 59L132 60L131 57H130ZM135 59H136V58H135ZM188 59H189V58H188ZM204 59H205V58H204ZM222 59H223V58H222ZM222 59H221L220 61H222ZM230 59H232V56H230ZM252 59H254V58H252ZM12 60H14V59H12ZM33 60H35V57L33 58ZM65 60H66V59H65ZM85 60H86V59H85ZM107 60H108V59H107ZM107 60L105 59V62H106ZM120 60H121V59H120ZM131 60H130V61H131ZM143 60H144V57H143ZM150 60H152V59L149 58V59H148V62H149ZM156 60H157V59H156ZM160 60H161V59H160ZM166 60H167V58H166ZM169 60H170V59H169ZM169 60H168V61H169ZM175 60H176V59H174V61H175ZM223 60H224V59H223ZM242 60H244L243 57H242ZM257 60H258V59H257ZM261 60H263V58H262ZM5 61H6V60H5ZM17 61H15V62L18 64V62H20V59H19L18 62H17ZM23 61H24L23 63H25V60H23ZM26 61H27V60H26ZM28 61H29V59H28ZM35 61H36V60H35ZM57 61H58V60H57ZM59 61H60V60H59ZM63 61H64V60H63ZM72 61H73V60H72ZM79 61H80V60H79ZM94 61H95V60H94ZM110 61H111V59H110ZM114 61H116V60H114ZM127 61H128V60H127ZM138 61H139V60H138ZM141 61H142V60H141ZM146 61H147V60H146ZM168 61H166L165 63L168 64V63H167ZM177 61H178V60H177ZM206 61H207V60H206ZM206 61H205V65L208 64V62H206ZM216 61H217V60H216ZM228 61H231V62H232V60H228ZM253 61L256 62L255 60H253ZM6 62H7V61H6ZM42 62H43V61H42ZM54 62H55V61H54ZM65 62H66V61H65ZM80 62H81V61H80ZM84 62H85V61H84ZM84 62H83V63H84ZM112 62H113V61H112ZM124 62H125V61H124ZM128 62H129V61H128ZM131 62H132V61H131ZM171 62H172V61H171ZM210 62H211V61H210ZM231 62H230V64H231ZM240 62H245V61H241V60H240ZM247 62H248V61H247ZM247 62H246V63H247ZM251 62H252V61H251ZM34 63H35V62H34ZM40 63H41V62H40ZM201 63H203V62L201 61L200 64H201ZM222 63H223V62H222ZM246 63H245V64H246ZM259 63H260V62H259ZM263 63H264V62H263ZM13 64H15V63H13ZM21 64H22V63H21ZM27 64H28V63H27ZM30 64H31V63H30ZM79 64L81 65V63H79ZM102 64H103V61H102V63H101V67H102ZM107 64H108V63H107ZM114 64H115V63H114ZM114 64H113V65H114ZM126 64H127V62H126ZM140 64H141V62H140ZM158 64H159V63H158ZM169 64H170V63H169ZM169 64H168V65H169ZM173 64L176 65L175 63H173ZM178 64H179V63H178ZM184 64H185V63H184ZM192 64H194V62H192ZM218 64H219V63H218ZM235 64H236V63H235ZM239 64H240V63H239ZM245 64H244V67H245ZM249 64H250V62H249ZM256 64H257V63H256ZM1 65H2V63L0 64V66H1ZM4 65H5V64H4ZM9 65H10V64H9ZM11 65H12V64H11ZM15 65H16V64H15ZM49 65H50V64H49ZM56 65H57V64H56ZM58 65L60 66L61 64H58ZM70 65H71V64H70ZM103 65H106V64H103ZM110 65H111V63H110ZM110 65H109V66H110ZM115 65H116V64H115ZM115 65H114V66H115ZM129 65H130V64H129ZM129 65H126V66L129 67ZM144 65H146V62H145ZM156 65H157V64H156ZM189 65H191V64H189ZM203 65H204V64H203ZM203 65H202V66H203ZM208 65L210 66V63H209ZM208 65L205 66V67H208ZM240 65H241V64H240ZM7 66H8V65H7ZM31 66H32V65H31ZM31 66H30V67H31ZM68 66H69V65H68ZM119 66H120V65H119ZM131 66H132V65H131ZM171 66H172V65H171ZM178 66H179V65H178ZM185 66H186V65H185ZM187 66H188V65H187ZM195 66H196V65H195ZM198 66H199V65H198ZM198 66H197V67H198ZM230 66H231V65H230ZM234 66H235V65H234ZM263 66H264V65H263ZM4 67H6V66H4ZM8 67H9V66H8ZM16 67H17V66H15V68H16ZM27 67H28V69H29V65H27ZM37 67H38V65H37ZM49 67H50V66H49ZM69 67H70V66H69ZM89 67H90V66H89ZM94 67H95V66H94ZM94 67H93V68H94ZM110 67H111V66H110ZM164 67H165V66H164ZM166 67H167V66H166ZM199 67H200V66H199ZM210 67H211V66H210ZM210 67H209V68H210ZM219 67H220V66H219ZM227 67H228V66H227ZM75 68H76V67H75ZM79 68H80V67H79ZM79 68H78V69H79ZM86 68H88V67H86ZM97 68H98V67H97ZM117 68H119V67H117ZM124 68H125V67H124ZM146 68H147V67L145 66V69H146ZM160 68L164 70V68H162V67H160ZM170 68H171V67H170ZM172 68H173V67H172ZM180 68H181V65L179 66V69H180ZM186 68H187V67H186ZM190 68H191V67H190ZM209 68H208V70H209ZM225 68H226V67H225ZM229 68H230V67H229ZM229 68H226V70L229 69ZM237 68H238V66H237ZM245 68L247 69V67H245ZM0 69H2V68H0ZM3 69H4V68H3ZM5 69H6V68H5ZM22 69H23V68H22ZM22 69H21V70H22ZM40 69H41V68H40ZM68 69H69V68H68ZM105 69H106V68H105ZM109 69H110V68L108 67V70H109ZM125 69H126V68H125ZM139 69H140V68H139ZM152 69H154V67H152ZM156 69H157V67H156ZM198 69H199V68H198ZM200 69H202V67H200ZM205 69H206V68H204V70H205ZM215 69H216V68H215ZM215 69H214V72H216ZM258 69H259V68H258ZM8 70H9V69H8ZM82 70H83V68H82ZM88 70H90V69H87V71H88ZM100 70H101V69H100ZM113 70H115V68H114ZM163 70H162V71H163ZM165 70H166V68H165ZM168 70H169V69H168ZM173 70H174V69H173ZM176 70H178V68H177ZM182 70H183V69H182ZM182 70H181V71H182ZM185 70H186V69H185ZM185 70H184V71H185ZM192 70H193V69H192ZM202 70H203V69H202ZM208 70H207V71H208ZM219 70H220V69H219ZM235 70H236V67H235ZM251 70H252V69H251ZM256 70H257V69H256ZM256 70H255V71H256ZM13 71H15V70H13ZM24 71H25V68H24ZM27 71H28V70H27ZM38 71H40V70H38ZM67 71H69V70H67ZM77 71H78V70H77ZM79 71H80V70H79ZM103 71L105 72V70H102V71H100V73L103 72ZM121 71L123 72L122 69H121ZM121 71H120V72H121ZM134 71H135V69H134ZM178 71H179V70H178ZM181 71H179V72H181ZM199 71H200V70H199ZM220 71H221L220 73H222V70H220ZM230 71H231V70H230ZM246 71H247V70H246ZM246 71H245V72H246ZM3 72H4V71H3ZM5 72H6V71H5ZM5 72H4V73H5ZM11 72H12V71H11ZM16 72H17V71H16ZM16 72H14V73L16 74ZM104 72H103L102 74H105ZM109 72H110V71H109ZM122 72H121V73H122ZM124 72H125V71H124ZM135 72H136V71H135ZM141 72H142V71H141ZM170 72H172V71L170 70ZM170 72L168 71L169 74H171ZM186 72H187V71H186ZM197 72H198V70H197ZM205 72H206V70H205ZM232 72H233V70H232ZM245 72H244V73H245ZM12 73H13V72H12ZM12 73H11V74H12ZM27 73H28V72H27ZM35 73H36V72H35ZM45 73H46V72H45ZM74 73H76V72H74ZM113 73H114V71H113ZM118 73H119V72H118ZM127 73H128V72H127ZM133 73H134V72H133ZM144 73H145V72H144ZM150 73H151V72H150ZM152 73H153V72H152ZM168 73H167V74H168ZM172 73H174V72H172ZM183 73H184V72H183ZM199 73H200V72H199ZM199 73H198V74H199ZM206 73H207V72H206ZM206 73H205V74H206ZM228 73H229V72H228ZM230 73H231V72H230ZM230 73H229V74H230ZM257 73H258V70H257ZM263 73H264V71H263ZM263 73H262V77H263ZM0 74H1V73H0ZM50 74H53V72H52V73L50 72ZM68 74H69V73H68ZM109 74H110V73H109ZM111 74H112V73H111ZM111 74H110V76H111ZM122 74H123V73H122ZM131 74H132V71H131ZM162 74H163V76H164L165 73L162 72ZM188 74H189V77H191V76H190V73H187V75H184V76L187 77ZM205 74H203V76H204ZM214 74H215V73H214ZM258 74H259V73H258ZM22 75H23V74H22ZM43 75H44V74H43ZM95 75H96V74H95ZM119 75H120V74H119ZM144 75H145V74H144ZM148 75H149V74H148ZM174 75L176 76V74H174ZM174 75H173L172 77H174ZM178 75H182V72H181V74H178ZM199 75H200V74H199ZM242 75H243V74H242V72H241V76H242ZM253 75H254V74H253ZM11 76H12V75H11ZM25 76H26V74H25ZM44 76H46V75H44ZM66 76H67V75H66ZM73 76H74V75H73ZM80 76H81V74H80ZM98 76H99V75H98ZM114 76H115V75H114ZM134 76H135V75H134ZM166 76H167V75H166ZM166 76H165V77H166ZM170 76H171V75H170ZM184 76H183V78H184ZM194 76H195V75H194ZM194 76H193V77H194ZM196 76H197V75H196ZM203 76H202V77H203ZM215 76H216V75H215ZM219 76H220V75H219ZM219 76H218V77H219ZM221 76H222V75H221ZM233 76H234V75H233ZM233 76H232V77H233ZM241 76H240V77H241ZM0 77H1V81H0V82L4 83V81L2 80V75H1ZM85 77H86V75H85ZM121 77H122V76H121ZM142 77H143V76H142ZM147 77H148V76H147ZM157 77H159V76H157ZM165 77H164V78H165ZM178 77H179V76H178ZM180 77H182V76H180ZM199 77H200V76H199ZM199 77H198V83H199ZM202 77H201V80H202ZM207 77H209L208 74H207ZM218 77H216L215 79H217ZM255 77H256V76H255ZM6 78H8V77H6ZM6 78H5V79H6ZM14 78H15V75H14ZM26 78H27V76H26ZM28 78H29V77H28ZM73 78H74V77H73ZM101 78H102V77H101ZM101 78H100V79H101ZM113 78H114V77H113ZM116 78H117V77H116ZM123 78H125L124 75H123ZM130 78H131V76H130ZM138 78H139V77H138ZM164 78H163V79H164ZM167 78H168V77H167ZM167 78H165V79H166V83H167ZM169 78H170V77H169ZM196 78H197V77H196ZM3 79H4V77H3ZM5 79H4V80H5ZM11 79H12V78H11ZM32 79H33V78H32ZM74 79H75V78H74ZM87 79H89V78H87ZM90 79H91V78H90ZM92 79H93V78H92ZM97 79H98V78H96V80H97ZM105 79H106V78H105ZM111 79H112V78H111ZM127 79L129 80L128 77H127ZM160 79H161V78H160ZM171 79H172V78H171ZM175 79H176V78H175ZM186 79H187V78H186ZM207 79H208V78H207ZM219 79H220V78H219ZM231 79H232V78H231ZM235 79H236V78H235ZM237 79H238V77H237ZM239 79H240V78H239ZM244 79H245V78H244ZM12 80H13V79H12ZM15 80L18 81L19 79L17 78V79H15ZM20 80H21V79H20ZM26 80H27V79H26ZM51 80H52V79H51ZM75 80H76V79H75ZM75 80H74V81H75ZM93 80H95V79H93ZM96 80H95V81H96ZM117 80H118V78H117ZM134 80H136V79H134ZM153 80H154V79H153ZM169 80H170V79H169ZM177 80H179V79H177ZM196 80H197V79H196ZM201 80H200V81H201ZM203 80H205V79H203ZM203 80L201 81L202 83H203ZM245 80H246V79H245ZM253 80H254V79H253ZM261 80H262V79H261ZM5 81H6V80H5ZM46 81H47V80H46ZM52 81H53V80H52ZM78 81H79V80H78ZM78 81H77V83H78ZM91 81H92V80H91ZM95 81H94V82H95ZM113 81H114V80H113ZM130 81H132V79H131ZM130 81H129V82H130ZM156 81H157V80H156ZM159 81H160V80H159ZM170 81H171V80H170ZM180 81H181V79H180ZM183 81H184V80H183ZM183 81H182V82H183ZM191 81H192V78L190 79V82H191ZM216 81H218V80H216ZM220 81H221V83L223 82L222 80H220ZM227 81H229V80H227ZM234 81H235V80H234ZM243 81H244V80H243ZM12 82H13V81H12ZM12 82H11V83H12ZM19 82L21 83V81H19ZM30 82H31V80H30ZM84 82H85V81H84ZM100 82H101V81H100ZM106 82H107V81H106ZM111 82H112V80H111ZM116 82H117V81H116ZM126 82H128V81L126 80ZM146 82H147V81H146ZM160 82H162V81H160ZM174 82H175V81H174ZM182 82H181V83H182ZM196 82H197V81H196ZM201 82H200L199 84H200L201 86H203V84H201ZM204 82H205V81H204ZM206 82H207V81H206ZM206 82H205V84H206ZM212 82H213V81H212ZM235 82H236V81H235ZM235 82H234V83H235ZM237 82H238V81H237ZM244 82H245V81H244ZM246 82H247V81H246ZM246 82H245V83H246ZM13 83H15V82H13ZM31 83H32V82H31ZM33 83H34V82H33ZM49 83L51 84V82H49ZM73 83H74V82H73ZM73 83H72V84H73ZM102 83H103V82H102ZM118 83H119V81H118ZM124 83H125V82H124ZM132 83H133V82H132ZM138 83H139V82H138ZM141 83H143V82H141ZM172 83H173V81H172ZM179 83H180V82H179ZM183 83H185V81H184ZM192 83H193V81H192ZM192 83H191V84H192ZM198 83H197V84H198ZM214 83H215V82H214ZM217 83H218V82H217ZM232 83H233V82H232ZM16 84H17V82H16ZM92 84H94V83H92ZM112 84H113V83H112ZM122 84H123V83H122ZM145 84H146V83H145ZM149 84H150V83H149ZM154 84H155V83H154ZM157 84L160 85L159 82H157ZM162 84H163V83H162ZM168 84H169V83H168ZM197 84H196V86H197ZM218 84H219V83H218ZM218 84H217V85H218ZM236 84H237V83H236ZM21 85L23 86V84H21ZM27 85H29V82H28ZM31 85H32V84H31ZM66 85L68 86L69 84H66ZM74 85H75V84H74ZM78 85H79V84H78ZM81 85L84 86V84H81ZM98 85H99V84H98ZM98 85H97V87H98ZM100 85H101V83H100ZM102 85H103V84H102ZM104 85H105V84H104ZM104 85H103V86H104ZM107 85H108V83H107ZM123 85H124V84H123ZM155 85H156V84H155ZM169 85H170V84H169ZM172 85H173V84H172ZM174 85H176V84H174ZM183 85H184V84H183ZM187 85H189V84L187 83ZM200 85H199V86H200ZM217 85H216V86H217ZM219 85H220V84H219ZM219 85H218V87H219ZM222 85H223V84H222ZM222 85H221V87H222ZM2 86H3V85H0V87H2ZM11 86H13V85H11ZM11 86H10V89L13 90V89L11 88ZM15 86H16V85H15ZM67 86H66V87H67ZM94 86H95V85H93V87H94ZM111 86H112V85H111ZM127 86H128V85H127ZM127 86H126V87H127ZM131 86H132V85H131ZM151 86H152V85H151ZM214 86H215V84H214ZM245 86H247V85H245ZM259 86H260V85H259ZM72 87H73V86H72ZM95 87H96V86H95ZM108 87L110 88V86H108ZM108 87H107V88H108ZM115 87H118V86H115ZM115 87H113V88H115ZM128 87H129V86H128ZM132 87H133V86H132ZM134 87H135V86H134ZM134 87H133V89H135ZM161 87H162V89L164 88L163 85H161ZM161 87H160V89H161ZM187 87H188V86H187ZM207 87H208V86H207ZM23 88L25 89V88H27V87H23ZM23 88H22V90H24ZM73 88H74V87H73ZM73 88H72V89H73ZM100 88H101V87H100ZM103 88H104V87H103ZM107 88L105 87V90H106ZM111 88H112V87H111ZM121 88H122V87H121ZM123 88H124V87H123ZM138 88H139V87H138ZM156 88H158V86H157ZM165 88H167V85H166ZM165 88H164V89H165ZM174 88L176 89V87H174ZM174 88H173V89H174ZM243 88H244V87H243ZM5 89H6V88H5ZM32 89H33V88H32ZM72 89H71V90H72ZM85 89H86V88H85ZM152 89H153V88H152ZM175 89H174V90H175ZM177 89L179 90V88H177ZM177 89L175 90L176 92H177ZM183 89H185V88H183ZM202 89H204V86H203V88L201 87V90H202ZM215 89H217V88L215 87ZM215 89H213V90H215ZM222 89H223V87H222ZM232 89H233V88H232ZM7 90H8V89H7ZM28 90H29V89H28ZM28 90H27V91H28ZM75 90H76V89H75ZM94 90H95V89H94ZM108 90H109V89H108ZM112 90H114V89H112ZM122 90H123V89H122ZM139 90H140V89H139ZM174 90H173V92H172L173 94H174ZM204 90H205V89H204ZM204 90H202V91L204 92ZM223 90H225V89H223ZM223 90H221V92H222ZM236 90H238V89H236ZM244 90H245V89H244ZM5 91H6V90H5ZM8 91H9V90H8ZM20 91H21V90H20ZM87 91H88V90H87ZM87 91H86V92H87ZM89 91H90V90H89ZM100 91H101V89H100ZM103 91H104V90H103ZM183 91H184V90H183ZM185 91H186V90H185ZM185 91H184V93H185ZM190 91H191V89H190ZM190 91H189V92H190ZM217 91L220 92L218 89H217ZM231 91H232V90H231ZM241 91H242V90H241ZM10 92H11V91H10ZM24 92H25V91H24ZM24 92H23V93H24ZM91 92H92V91H91ZM94 92H95V91H93V93H94ZM101 92H102V91H101ZM104 92H105V91H104ZM158 92H159V91H157V94H158ZM176 92H175V93H176ZM197 92H198V91H197ZM218 92H217V93H218ZM14 93H15V90H14ZM19 93H20V92H19ZM21 93H22V91H21ZM21 93H20V94H21ZM25 93H26V92H25ZM68 93H69V92H67V94H68ZM96 93H97V91H96ZM99 93H100V92H99ZM105 93H106V92H105ZM105 93H104V95H106ZM117 93H118V92H117ZM117 93H116V94H117ZM161 93H162V92H161ZM184 93H183V95H184ZM208 93H209V92H208ZM222 93H224V92H222ZM239 93H242V92H239ZM6 94H7V93H6ZM51 94H52V93H51ZM100 94H101V93H100ZM107 94H108V93H107ZM122 94H123V92H122ZM122 94H121V95H122ZM135 94H136V93H135ZM135 94H134V95H135ZM151 94H152V93H151ZM164 94H165V93H164ZM168 94H169V92H168ZM212 94H213V93H212ZM214 94H216V93H214ZM214 94H213V97H214ZM218 94H220V93H218ZM224 94H226V93H224ZM224 94H223V97L225 96ZM91 95H92V94H91ZM95 95H96V94H95ZM139 95H140V92H139ZM198 95H199V92H198ZM216 95H217V94H216ZM216 95H215V96H216ZM51 96H52V95H51ZM107 96H108V95H107ZM107 96H106V97H107ZM109 96H111V95L109 94ZM114 96H115V94H114ZM119 96H120V95H119ZM160 96H161V95H158L157 97H159V99H160V98H161ZM191 96H192V95H191ZM196 96H197V95H196ZM242 96H243V94H242ZM67 97H68V96H67ZM98 97H99V95H98ZM104 97H105V96H102V95H101L100 99L103 100ZM106 97H105V98H106ZM116 97H117V95H116ZM120 97H121V96H120ZM140 97H142V96L140 95ZM199 97H200V96H199ZM199 97H198V101H199V99H201V98H199ZM210 97H211V96H210ZM216 97L219 98L218 95H217ZM243 97H244V96H243ZM10 98H11V97H10ZM15 98H16V97H15ZM23 98H24V97H23ZM40 98H41V97H40ZM45 98H46V97H45ZM45 98H44V99H45ZM69 98H71V97H69ZM78 98H79V97H78ZM80 98H81V97H80ZM83 98H84V97H83ZM92 98H93V96H92ZM105 98H104V99H105ZM111 98H112V97H111ZM124 98H125V97H124ZM124 98H123V100H124ZM167 98H168V95H167ZM220 98H221V97H220ZM236 98H237V96H236ZM236 98H235V99H236ZM241 98H242V97H241ZM241 98H240V99H241ZM249 98H251V97H249ZM28 99H29V98H28ZM36 99H37V98H36ZM74 99H75V97H74ZM81 99H82V98H81ZM107 99H109V98H106V103H107ZM116 99H119L118 101L120 102V98H116ZM165 99H166V97H165ZM176 99H177V98L175 97V100H176ZM191 99H192V97H191ZM191 99H190V101H191ZM212 99H213V98H212ZM214 99H215V98H214ZM222 99H223V98H222ZM19 100H21V98H20ZM94 100H95V99H94ZM132 100H133V99H132ZM169 100H170V102L175 101L174 99L172 100V98H170ZM171 100H172V101H171ZM181 100H183V99H181ZM193 100H194V99H193ZM193 100H192V101H193ZM215 100H216V99H215ZM218 100H221V99H218ZM228 100H229V99H228ZM16 101H17V100H16ZM16 101H15V102H16ZM43 101H44V100H43ZM70 101H71V99H70ZM70 101H68V102L70 103ZM98 101L100 102L101 100H97V102H98ZM112 101H113V100H112ZM114 101H115V99H114ZM114 101H113V102H114ZM150 101H151V100H150ZM195 101L197 102V99H195ZM213 101H214V100H212V103H213ZM216 101H217V100H216ZM216 101H215V102H216ZM221 101H222V100H221ZM236 101H238V100H236ZM239 101H240V100H239ZM249 101H250V100H249ZM257 101H258V100H257ZM259 101H260V100H259ZM2 102H3V101H1L0 103L2 104ZM15 102H14V104H16ZM23 102H24V101H23ZM91 102H92V100H91ZM158 102H159V100H158ZM193 102H194V101H193ZM202 102H203V101H202ZM217 102H218V101H217ZM247 102H248V101H247ZM3 103H4V102H3ZM18 103H19V102H18ZM18 103H17V106H18ZM75 103H76V102H75ZM79 103H80V102H79ZM85 103H86V102H85ZM122 103H123V102H122ZM150 103H151V102H150ZM160 103H161V101H160ZM164 103H165V102H164ZM166 103H167V102H166ZM194 103H195V102H194ZM194 103H193V104H194ZM228 103H229V102H228ZM236 103H237V102H236ZM71 104H72V102H71ZM107 104H108V103H107ZM114 104H116V103L114 102ZM117 104H118V103H117ZM132 104H133V103H132ZM155 104H156V103H155ZM155 104H154V105H155ZM176 104H177V103H176ZM187 104H188V103H187ZM187 104H186V105H187ZM190 104H191V103H190ZM193 104H192V105H193ZM197 104H198V103H197ZM223 104H224V100H223ZM253 104H254V103H253ZM256 104H257V102H256ZM262 104H263V103H262ZM262 104H261V105H262ZM63 105H64V104H63ZM88 105H90V104L88 103ZM91 105H92V104H91ZM112 105H113V104H112ZM121 105H122V104H121V102H120V105H119V106H121ZM165 105H169V104H165ZM173 105H174V103L172 104V107H173ZM179 105H180V104H179ZM198 105H199V104H198ZM198 105H197V107H198ZM214 105H215V103H214ZM227 105H228V104H227ZM64 106H65V105H64ZM68 106H69V105H68ZM68 106H67V107H68ZM96 106H97V105H96ZM113 106H114V105H113ZM124 106H125V105H124ZM131 106H132V105H131ZM181 106H182V105H181ZM187 106H188V105H187ZM211 106H212V104L210 105V107H211ZM217 106H218V105H217ZM222 106H223V105H222ZM237 106H238V104H237ZM244 106H245V105H244ZM244 106H243V107H244ZM246 106H247V105H246ZM8 107H9V106H8ZM13 107H14V106H13ZM18 107H19V106H18ZM80 107H81V106H80ZM84 107H85V106H84ZM92 107H93V106H92ZM168 107H169V106H168ZM175 107H176V105H175ZM199 107H200V106H199ZM203 107H204V105H203ZM214 107H215V106H214ZM220 107H221V106H220ZM227 107H228V106H227ZM241 107H242V106H240V108H241ZM253 107H254V106H253ZM16 108H17V107H16ZM19 108H20V107H19ZM112 108H113V110H114V107H112ZM120 108H121V107H120ZM122 108H123V107H122ZM133 108H134V107H133ZM147 108H148V107H147ZM160 108H161V107H160ZM169 108H170V107H169ZM182 108H183V107H182ZM182 108H181V109H182ZM215 108H216V107H215ZM215 108H214V110H215ZM218 108H219V107H218ZM230 108H231V106H230ZM247 108H248V107H247ZM7 109L10 110V107L7 108ZM68 109H69V108H68ZM80 109H82V107H81ZM93 109H94V108L91 109V113H92ZM97 109L99 110V108H97ZM173 109H174V108H173ZM220 109H221V108H220ZM222 109H223V108H222ZM231 109H232V108H231ZM110 110H111V107H110ZM117 110H118V109H116V111H117ZM164 110L166 111V108H165ZM193 110H195V109H193ZM210 110H211V109H210ZM228 110H229V109H227L226 111H228ZM88 111H89V110H88ZM102 111H103V110H102ZM116 111H115V113H117L116 115H118V112H116ZM131 111H132V110H131ZM165 111H164V112H165ZM172 111H173V110H172ZM189 111H190V110H189ZM203 111H204V110H203ZM212 111H213V110H212ZM240 111H242V110H240ZM15 112H16V111H15ZM96 112H97V111H96ZM96 112H95V113H96ZM112 112H113V111H112ZM150 112H152V110H151ZM150 112H149V113H150ZM156 112H157V108H156ZM161 112H162V111H161ZM181 112H182V110H181ZM181 112H180V113H181ZM193 112H194V111H193ZM216 112H218V110H217ZM219 112H220V111H219ZM221 112H222V111H221ZM224 112H225V111H224ZM246 112H248V111H246ZM255 112H256V111H255ZM255 112H254V113H255ZM7 113H9V112L7 111ZM61 113L63 114V112H61ZM69 113H70V112H69ZM87 113H88V112H87ZM89 113H90V112H89ZM89 113H88V116L90 117ZM95 113H94V114H95ZM165 113L167 114V112H165ZM169 113H171V112H169ZM180 113H179V114H180ZM198 113H199V112H198ZM201 113H202V112H201ZM234 113H235V112H234ZM9 114H10V113H9ZM18 114H19V113H18ZM67 114H68V113H67ZM76 114H77V112H76ZM98 114H99V113H98ZM121 114H123V113H121ZM131 114H132V113H131ZM144 114H145V112H144ZM146 114H147V113H146ZM146 114H145V115H146ZM161 114H162V113H161ZM166 114H165V116H166ZM187 114H188V113H187ZM189 114H190L189 117H191V116H192V115H191L192 113H189ZM196 114H197V112H196ZM196 114H195V115H196ZM205 114H206V113H205ZM224 114H226V113H224ZM231 114H232V113H231ZM237 114H238V113H237ZM240 114H241V113H240ZM7 115H8V114H7ZM25 115H26V114H25ZM86 115H87V114H86ZM103 115H104V113H103ZM116 115L114 114V116H116ZM132 115H133V114H132ZM163 115H164V114H163ZM180 115H181V114H180ZM184 115H185V114H184ZM207 115H208V114H207ZM211 115H212V114H211ZM226 115H227V114H226ZM226 115H225V116H226ZM228 115H230V113H229ZM252 115H254V114H252ZM61 116H62V115H61ZM63 116H64V115H63ZM76 116H77V115H76ZM78 116H80V115H78ZM78 116H77V118H78ZM106 116H107V114H106ZM110 116H111V115H110ZM118 116L120 117V115H118ZM160 116H162V115H160ZM167 116L169 117V114H167ZM181 116H182V115H181ZM196 116H197V115H196ZM196 116H195V117H196ZM199 116H200V115H199ZM199 116H197V117L199 118ZM202 116H204V114H203ZM222 116H223V115H222ZM225 116H223V117H225ZM9 117H10V116H9ZM11 117H12V116H11ZM68 117H69V115H68ZM84 117H85V116H84ZM91 117H92V116H91ZM97 117L99 118V116H97ZM119 117H118V118H119ZM126 117H127V116H126ZM175 117H176V116L174 115V118H175ZM185 117H186V116H185ZM197 117H196V118H197ZM205 117H206V115H205ZM229 117H230V116H229ZM240 117H242V116H240ZM251 117H252V116H251ZM261 117H262V116H261ZM81 118H82V117H81ZM86 118H87V117H86ZM98 118H97V119H98ZM107 118H108V117H107ZM116 118H117V117H116ZM136 118H137V117H136ZM142 118H143V117H142ZM150 118H151V117H150ZM193 118H194V116H193ZM201 118H202V117H201ZM217 118H218V116H217ZM236 118H238V117L236 116ZM262 118H263V117H262ZM79 119H80V118H79ZM79 119H78V120H79ZM88 119H89V118H87V121H88ZM119 119H120V118H119ZM122 119H123V117H122ZM154 119H155V118H154ZM161 119H162V118H161ZM161 119H159V120H161ZM169 119H170V118H169ZM189 119H191V118H189ZM208 119H209V117H208ZM212 119L215 120L214 117H213ZM227 119H228V118L226 117L225 122H226ZM82 120H84V119H82ZM94 120H95V118H94ZM107 120H108V119H107ZM143 120H144V119H143ZM163 120H164V119H163ZM192 120H193V119H192ZM210 120H211V118H210ZM210 120H209V121H210ZM246 120H247V119H245V121H246ZM251 120H252V119H251ZM256 120H257V119H256ZM261 120H262V119H260V121H261ZM263 120H264V119H263ZM54 121H55V119H54ZM90 121H91V120H90ZM116 121H117V120H115V122H116ZM120 121H121V120H120ZM123 121H124V120H123ZM123 121H122V123H123ZM176 121H177V120H176ZM181 121H182V120H181ZM199 121H200V119H199ZM209 121H208V122H209ZM221 121H222V120H221ZM221 121H220V122L218 121V122L221 123ZM230 121H231V120H230ZM237 121H238V120H237ZM85 122H86V120H85ZM93 122H94V121H93ZM96 122H97V121H96ZM99 122H100V121H99ZM126 122H127V121H126ZM126 122H125V123H126ZM140 122H142V120H141ZM171 122H172V120H171ZM174 122H175V121H174ZM187 122H189V121H187ZM193 122H194V121H193ZM195 122H196V121H195ZM195 122H194V123L191 122V125H192V124H195ZM204 122H205V121H204ZM213 122H214V121H213ZM241 122H242V121H241ZM258 122H259V121H258ZM66 123H67V122H66ZM73 123L75 124V122H73ZM73 123H72V124H73ZM80 123H81V119H80ZM82 123H83V122H82ZM91 123H92V122H91ZM105 123H106V122H105ZM107 123H108V121H107ZM109 123H110V122H109ZM117 123H118V122H117ZM148 123H149V122H148ZM176 123H177V122H176ZM180 123H181V122H180ZM183 123H184V121H183ZM209 123L211 124V122H209ZM214 123H215V122H214ZM243 123H244V122H243ZM262 123H263V122H262ZM46 124H47V123H46ZM60 124H61V123H60ZM70 124H71V123H70ZM72 124H71V125H72ZM115 124H116V123H115ZM115 124H114V125H115ZM164 124H165V123H164ZM167 124H168V123H167ZM210 124H209V127H210ZM212 124H213V123H212ZM221 124H222V123H221ZM233 124H234V123H233ZM233 124H232V125H233ZM239 124H240V122H239ZM257 124H258V123H257ZM263 124H264V123H263ZM80 125H81V124H80ZM83 125H84V123H83ZM86 125H87V127H88V124H87V123H86ZM86 125H85V126H86ZM97 125H99V124H97ZM168 125L170 126V123H169ZM172 125H173V124H172ZM176 125H177V124H176ZM176 125H175V126H176ZM183 125H185V123H184ZM196 125H197V124H196ZM200 125H201V124H200ZM200 125H199V124L197 125V127H198L197 129H199V126H200ZM204 125H205V124H204ZM214 125H215V124H214ZM223 125H224V123H223ZM228 125H229V124H228ZM249 125H250V124H249ZM258 125H259V124H258ZM258 125H257V127H258ZM37 126H38V125H37ZM56 126H57V124H56ZM74 126H76V125H74ZM77 126H78V125H77ZM81 126H82V125H81ZM89 126H90V125H89ZM106 126H107V125H106ZM109 126H110V125H109ZM143 126H144V125H143ZM154 126H155V125H154ZM161 126H162V125H161ZM169 126H168V127H169ZM194 126H195V125H193V127H194ZM206 126H208L207 123H206L205 127H206ZM226 126H227V125H226ZM242 126H243V125H242ZM263 126H264V125H263ZM263 126H262V127H263ZM11 127H12V126H11ZM17 127H18V126H17ZM69 127H70V126H69ZM98 127H100V126H98ZM113 127H116V125L113 126ZM123 127H124V126H123ZM127 127H128V126H127ZM173 127H174V126H172V128H173ZM195 127H196V126H195ZM211 127H212V126H211ZM211 127H210V129H209L210 131H211ZM218 127H219V126H218ZM221 127H223V126H221ZM239 127H240V126H239ZM63 128H64V127H63ZM74 128H75V127H74ZM77 128H78V127H77ZM79 128H80V127H79ZM82 128H84V126H82ZM82 128H81V129H82ZM85 128H86V127H85ZM95 128H96V127H95ZM100 128H101V127H100ZM107 128H108V126H107ZM118 128H119V127H118ZM155 128H156V127H155ZM155 128H154V129H155ZM164 128H165V127H164ZM183 128H184V126L182 127V129H183ZM229 128H230V127H229ZM231 128H232V127H231ZM234 128L236 129V126H235ZM240 128H241V127H240ZM12 129H13V128H12ZM112 129L114 130V128H112ZM126 129H127V128H126ZM126 129H125V130H126ZM135 129L137 130V128H135ZM156 129H159V128H156ZM175 129H176V127H175ZM175 129H174V130H175ZM182 129H181V130H182ZM189 129H190V128H189V126H188V130H189ZM192 129H193V128H192ZM202 129H203V128H202ZM214 129H215V128H214ZM225 129H227V128H225ZM243 129H244V128H243ZM262 129H263V128H262ZM8 130H9V129H8ZM22 130H23V129H22ZM45 130H46V129H45ZM53 130H55V129H53ZM56 130H57V129H56ZM64 130H65V129H64ZM73 130H74V129H73ZM78 130H79V129H78ZM99 130H100V129H99ZM99 130H98V131H99ZM102 130H103V129H102ZM125 130H124V131H125ZM136 130H131V132H132V131H136ZM141 130H142V129H141ZM159 130H160V129H159ZM159 130H158V132H159ZM165 130H166V129H165ZM172 130H173V129H172ZM230 130H231V129H230ZM233 130H234V129H233ZM236 130H237V129H236ZM238 130H239V129H238ZM29 131H30V130H29ZM46 131H47V130H46ZM59 131H60V129H59ZM86 131H87V130H86ZM95 131L97 132V130H95ZM145 131L147 132V130H145ZM162 131H163V129H162ZM162 131H161V132H162ZM183 131H184V130H183ZM190 131H191V130H190ZM203 131H204V130H203ZM205 131H206V129H205ZM205 131H204V132H205ZM221 131H222V130H221ZM221 131H220V133H221ZM224 131H225V130H224ZM224 131H223V132H224ZM227 131H228V130H227ZM227 131H226V132H227ZM241 131L244 132L243 130H241ZM251 131H252V130H251ZM48 132H49V131H48ZM89 132H90V131H89ZM115 132H116V130H115ZM137 132H138V130H137ZM161 132H159L158 134H161ZM186 132H187V131H186ZM192 132H193V130H192ZM204 132H203V133H204ZM228 132H229V131H228ZM235 132H236V131H235ZM11 133H12V132H11ZM13 133H14V132H13ZM135 133H136V132H135ZM150 133H151V132H150ZM163 133H164V132H163ZM171 133H172V132H171ZM190 133H191V132H190ZM194 133H195V132H194ZM211 133H212V132H211ZM240 133H241V132H239V134H240ZM127 134H128V133H127ZM147 134H148V133H147ZM164 134H165V133H164ZM187 134H189V133H187ZM205 134H207V133H204V135H205ZM227 134H230V133H227ZM227 134H226V135H227ZM239 134H238V135H239ZM143 135H144V134H143ZM145 135H146V134H145ZM145 135H144V136H145ZM149 135H150V134H149ZM170 135H171V134H170ZM174 135H175V134H174ZM199 135H200V134H199ZM213 135H214V134H213ZM221 135L224 136V133H221ZM221 135H220V136H221ZM234 135H235V134H234ZM260 135H261V134H259V137H260ZM32 136H33V134H32ZM144 136H142V137H144ZM163 136H164V135H163ZM184 136H185V135H184ZM184 136H183V137H184ZM197 136H198V135H197ZM207 136H208V135H207ZM227 136H228V135H227ZM239 136H241V135H239ZM76 137H78V136H76ZM81 137H82V136H81ZM81 137H80V138H81ZM83 137H84V136H83ZM98 137H99V136H98ZM133 137H134V136H133ZM133 137H132V138H133ZM136 137H137V136H136ZM136 137H135V138H136ZM147 137H148V136H147ZM161 137H162V136H161ZM211 137H212V135H211ZM213 137H214V136H213ZM234 137H235V136H234ZM234 137H233V138H234ZM247 137H248V136H247ZM250 137H251V136H250ZM254 137H255V136H254ZM88 138H89V137H88ZM88 138H87V139H88ZM145 138H146V136H145ZM227 138H228V137H227ZM59 139H60V138H59ZM77 139H79V137H78ZM130 139H131V138H130ZM130 139H129L128 141H132V140H130ZM142 139H143V138H142ZM147 139H148V138H147ZM170 139H171V138H170ZM203 139H204V138H203ZM206 139H207V138H206ZM263 139H264V138H263ZM11 140H12V139H11ZM56 140H57V139H56ZM60 140H61V139H60ZM82 140H83V139H82ZM118 140H119V139H118ZM121 140H122V138H121ZM133 140H134V139H133ZM143 140H144V139H143ZM163 140H164V139H163ZM168 140H169V139H168ZM184 140H185V139H184ZM232 140H233V139H232ZM4 141H5V140H4ZM101 141H102V140H101ZM104 141H105V140H104ZM128 141H126V142H128ZM135 141H136V140H135ZM135 141H133V142L135 143ZM140 141H142V140H140ZM145 141H146V139H145ZM154 141H155V139H154ZM170 141H171V140H170ZM170 141H169V142H170ZM182 141H183V140H182ZM185 141H186V140H185ZM185 141H184V142H185ZM226 141H227V139H226ZM239 141H240V140H239ZM33 142H34V141H33ZM58 142H59V141H58ZM71 142H72V141H71ZM93 142H95V141L93 140ZM117 142H118V141H117ZM119 142H120V141H119ZM165 142H166V141H165ZM169 142H168V143H169ZM171 142H173V139H172ZM177 142H178V141H177ZM191 142H192V141H191ZM210 142H211V141H210ZM230 142H231V144H230ZM230 142H228V143L230 144L229 146L232 145V141H230ZM237 142H238V141H237ZM2 143H3V141H2ZM69 143H70V142H69ZM76 143H77V141H76ZM79 143H80V142L78 141V144H79ZM136 143H137V142H136ZM161 143H162V142H161ZM179 143H180V142H179ZM186 143H187V142H186ZM205 143H206V142H205ZM223 143H224V142H223ZM226 143H227V142H226ZM233 143H234V140H233ZM247 143H248V142H247ZM31 144H32V143H31ZM87 144H88V142H87ZM92 144H93V147L96 149V145L94 146V143H92ZM118 144H119V143H118ZM166 144H167V143H166ZM183 144H184V143H183ZM50 145H51V144H50ZM69 145H70V144H69ZM80 145H81V144H80ZM105 145H107V143H105ZM128 145H130V144H128ZM177 145H178V143H177ZM179 145H180V144H179ZM181 145H182V144H181ZM181 145H180V146H181ZM204 145H205V144H204ZM204 145H203V147H204ZM222 145H223V144H222ZM11 146H12V145H11ZM77 146H78V145H77ZM91 146H92V145H91ZM119 146H120V145H119ZM136 146H137V145H136ZM219 146H220V145H219ZM229 146L227 147V149L229 148ZM244 146H245V145H244ZM247 146H249V145H247ZM259 146H260V145H259ZM1 147H2V145H1ZM65 147H66V146H65ZM73 147H75V146H73ZM115 147H116V146H115ZM176 147H177V146H176ZM182 147H183V146H182ZM192 147H193V145H192ZM240 147H243V145L240 146ZM2 148H3V147H2ZM56 148H57V147H56ZM69 148H70V146H69ZM108 148H109V144H108ZM137 148H138V147H137ZM137 148H136V149H137ZM157 148H158V147H157ZM217 148H218V147H217ZM217 148H216V149H217ZM219 148H220V147H219ZM222 148H224V147L222 146ZM225 148H226V147H225ZM246 148H247L246 150H248L249 147H246ZM250 148H251V147H250ZM254 148H255V147H254ZM258 148L260 149V147H257L256 149H258ZM50 149H51V148H50ZM50 149H49V150H50ZM66 149H67V148H66ZM78 149H79V148L76 147V150H78ZM104 149H105V148H104ZM112 149H113V148H112ZM165 149H167V148H165ZM176 149H177V148H176ZM176 149H175V150H176ZM178 149H179V146H178ZM178 149H177V152L179 151ZM186 149H188L187 146H186ZM191 149H192V148H191ZM234 149H235V148H234ZM241 149H243V148H241ZM80 150H82V149H80ZM108 150H109V149H107L106 152H108ZM159 150H160V149H159ZM175 150H174V151H175ZM193 150H194V149H193ZM202 150H203V149H202ZM208 150H210V149H208ZM231 150H232V149H231ZM231 150H230V151H231ZM59 151H62V149L59 150ZM70 151H73V149L70 150ZM98 151H99V149H98ZM180 151H181V150H180ZM199 151H200V148H199ZM233 151H235V150H233ZM233 151H232V152H233ZM261 151H262V150H261ZM261 151H260L259 154H261ZM6 152H7V149H6ZM48 152H49V151H48ZM100 152H101V151H100ZM103 152H104V151H103ZM110 152H112V151H110ZM110 152H109V153H110ZM118 152H119V150H118ZM167 152H168V151H167ZM181 152H182V151H181ZM191 152H192V151H191ZM201 152H202V151H200V153H201ZM244 152H245V151H244ZM244 152H243V153H244ZM246 152H247V151H246ZM22 153H23V152H22ZM104 153H105V152H104ZM109 153H108V154H109ZM168 153H169V152H168ZM185 153H186V152H185ZM187 153H188V151H187ZM189 153H190V152H189ZM200 153H198L199 156L201 155ZM219 153H220V152H219ZM227 153H228V152H227ZM247 153H248V152H247ZM255 153H256V152H255ZM6 154H7V153H6ZM48 154H49V153H48ZM58 154H59V153H58ZM60 154H61V153H60ZM119 154H120V153H118V155H119ZM155 154H156V151H155L154 155H155ZM175 154H177V153L175 152ZM202 154H203V153H202ZM223 154H224V152H223ZM225 154H226V153H225ZM225 154H224V155H225ZM239 154H240V153H239ZM245 154H246V153H245ZM87 155H88V154H87ZM98 155H100V153H99ZM101 155H102V153H101ZM111 155H113V154L111 153ZM190 155H191V154H190ZM207 155H210V154L207 153L206 156H207ZM57 156H58V155H57ZM103 156H104V155H103ZM108 156H109V155H108ZM174 156H175V155H174ZM194 156H195V155H194ZM206 156H205V157H206ZM38 157H39V156H38ZM49 157H50V156H49ZM49 157H48V159H49ZM54 157H55V156H54ZM58 157H59V156H58ZM146 157H147V156H146ZM155 157H156V155H155ZM155 157H154V158H155ZM170 157H171V155H170ZM179 157H180V155H179ZM179 157H178V158H179ZM208 157H209V156H208ZM208 157H206V158H208ZM218 157H219V156H218ZM227 157H228V155H227ZM236 157H237V155H236ZM236 157H235V159H236ZM261 157H263V156H261ZM10 158H11V157H10ZM10 158H9V159H10ZM149 158H150V157H149ZM161 158H162V156H161ZM178 158H177V159H178ZM188 158H189V157H188ZM194 158H196V157H194ZM197 158H198V157H197ZM197 158H196V159H197ZM199 158H200V157H199ZM199 158H198V160H199ZM214 158H216V157H214ZM228 158H229V157H228ZM242 158H244V157H242ZM259 158H260V157H259ZM48 159H47V160H48ZM54 159H55V158H54ZM180 159H181V158H180ZM218 159H219V158H218ZM226 159H227V158H226ZM237 159H238V158H237ZM95 160H96V159H95ZM113 160H114V157H113ZM147 160H148V158H147ZM162 160H163V158H162ZM244 160H246V159H244ZM7 161H8V160H7ZM80 161H81V160H80ZM98 161H101V159L99 160V158H98ZM121 161H122V160H121ZM123 161H124V159H123ZM125 161H126V159H125ZM125 161H124L123 163H125ZM171 161H172V160H171ZM177 161H178V160H177ZM210 161H211V160H210ZM214 161H215V160H214ZM238 161H239V160H238ZM24 162H25V161H24ZM133 162H135V161H133ZM163 162H164V161H163ZM192 162H193V159H192ZM199 162H200V161H198V163H199ZM248 162H249V161H248ZM248 162H246V163H248ZM55 163H57V162H55ZM55 163H54V164H55ZM71 163H72V162H71ZM131 163H132V162H131ZM154 163H155V162H154ZM194 163H195V160H194ZM218 163H219V161H218ZM238 163H239V162H238ZM4 164H5V163H4ZM101 164H102V163H101ZM182 164H183V163H182ZM199 164H200V163H199ZM213 164H214V163H213ZM215 164H216V163H215ZM244 164H245V163H244ZM5 165H6V164H5ZM16 165H17V164H16ZM127 165H128V164H127ZM133 165H134V164H132L131 166L133 167ZM146 165H147V164H146ZM160 165H161V163H160ZM192 165H194V164H192ZM233 165H234V164H232V166H233ZM237 165H239V164H237ZM17 166H18V165H17ZM100 166H101V165H100ZM113 166L115 167V164H114ZM128 166H130V165H128ZM161 166H162V165H161ZM198 166H199V165H198ZM5 167H6V166H5ZM43 167H44V166H43ZM132 167H131V168H132ZM162 167H163V166H162ZM178 167H179V166H178ZM181 167H182V165H181ZM212 167H214V166H212ZM228 167H229V166H228ZM234 167H235V166H234ZM234 167H233V168H234ZM100 168H101V167H100ZM172 168H173V167H172ZM202 168H203V167H202ZM202 168H201V169H202ZM230 168H231V167H230ZM26 169H27V168H26ZM84 169H85V168H84ZM101 169H103V167H102ZM123 169H124V168H123ZM123 169H122V171H123ZM150 169H151V168H150ZM154 169H155V168H154ZM179 169H182V168H179ZM179 169H178V170H179ZM184 169H185V168H184ZM231 169H232V168H231ZM85 170H86V169H85ZM85 170H84V171H85ZM128 170H129V169H128ZM159 170H160V169H159ZM161 170H162V169H161ZM186 170H187V169H186ZM190 170H191V169H190ZM204 170H205V168H204ZM204 170L202 169L201 171H204ZM232 170H233V169H232ZM98 171H99V170H98ZM116 171H117V170H116ZM167 171H168V170H167ZM188 171H189V170H188ZM201 171H200V173H203V172H201ZM210 171H212V170H210ZM239 171H240V170H239ZM169 172H170V171H169ZM177 172H178V171H177ZM182 172H183V171H182ZM192 172H193V171H192ZM143 173H144V171H143ZM3 174H4V173H3ZM91 174H92V173H90V178H89V179H91ZM248 175H249V174H248ZM101 176H102V174H101ZM101 176L99 175V177H101ZM84 177H85V176H84ZM200 177H201V176H200ZM220 177H221V176H220ZM225 178H226V177H225ZM72 179H73V178H71V180H72ZM78 179H79V178H78ZM161 179H162V178H161ZM161 179H160V180H161ZM226 179H227V178H226ZM30 180H31V179H30ZM218 180H219V179H218ZM221 180H222V179H221ZM236 180H237V179H236ZM258 180H259V179H258ZM45 181H46V180H45ZM85 181H86V180H85ZM85 181H84V182H85ZM87 181H88V182H89V181L91 182V180H87ZM100 181H102V179H101ZM211 181H212V178H211ZM261 181H262V180H261ZM261 181H260V182H261ZM98 182H99V181H98ZM152 182H154V181H152ZM231 182H233V181H231ZM96 183H97V182H96ZM96 183H95V184H96ZM199 183H200V182H199ZM219 183H221V182H219ZM85 184H86V183H85ZM89 184H91V183H89ZM99 184H100V183H99ZM152 184H153V183H152ZM209 184H210V183H209ZM217 184H218V182H217ZM232 184H233V183H232ZM246 184H247V183H246ZM87 185H88V184H87ZM96 185H97V184H96ZM96 185H95V186H96ZM120 185H121V184H120ZM104 186H105V185H104ZM142 186H143V185H142ZM152 186H153V185H152ZM180 186H181V185H180ZM198 186H199V184H198ZM207 186H208V185H207ZM216 186H217V185H216ZM233 186H234V185H233ZM255 186H256V185H255ZM91 187H92V186H91ZM91 187H89V190H90ZM96 187H97V186H96ZM119 187H120V186H119ZM119 187H118V188H119ZM164 187H165V184H164ZM210 187H211V186H210ZM227 187H228V186H227ZM250 187H251V186H250ZM250 187H249V188H250ZM60 188H61V187H60ZM126 188H127V187H126ZM233 188H234V187H233ZM238 188H239V187H238ZM81 189H83V188H81ZM102 189H103V187H102ZM157 189H158V188H157ZM196 189H197V187H196ZM224 189H225V188H224ZM256 189H257V188H256ZM61 190H62V188H61ZM140 190H143V189H140ZM178 190H179V189H178ZM14 191H16V189H15ZM37 191H40V189H37ZM131 191H132V189H131ZM216 191H217V190H216ZM243 191H244V190H243ZM102 192H103V191H102ZM132 192H133V191H132ZM140 192L142 193V191H140ZM217 192H218V191H217ZM16 193H17V192H16ZM166 193H167V192H166ZM223 193H224V192H223ZM255 193H256V191H255ZM27 194H28V193H27ZM17 195H18V194H17ZM98 195H99V194H98ZM104 195H105V193H104ZM132 195H133V194H132ZM256 195H257V194H256ZM256 195H255V196H256ZM26 196H27V195H26ZM36 196H37V195H36ZM140 196H141V195H140ZM191 196H192V195H191ZM218 196H219V195H218ZM218 196H217V197H218ZM39 197H40V195H39ZM80 197H81V196H80ZM136 197H137V196H136ZM219 197H221V196H219ZM236 197H237V196H236ZM262 197H263V196H262ZM26 198H27V197H26ZM53 198H54V197H53ZM57 198H58V197H57ZM85 198H86V197H85ZM117 198H118V197H117ZM120 198H121V197H120ZM123 198H124V196H123ZM153 198H154V197H153ZM3 199H4V198H3ZM24 199H25V198H24ZM64 199H65V198H64ZM97 199H98V198H97ZM101 199H102V197H101ZM136 199H137V198H136ZM142 199H143V198H142ZM174 199H175V198H174ZM221 199H223V196L221 197ZM18 200H19V199H18ZM108 200H109V199H108ZM123 200H124V199H123ZM127 200H128V196H127ZM134 200H135V199H134ZM250 200H252V199H250ZM260 200H261V199H260ZM2 201H3V200H2ZM14 201H15V200H14ZM132 201H133V200H132ZM137 201H138V203L140 204V201H141V200H140V201L137 200ZM151 201H152V199H151ZM151 201H149V203H150ZM168 201H169V200H168ZM189 201H190V199H189ZM225 201H226V199H225ZM256 201H257V199H256ZM23 202H24V201H23ZM57 202H58V200H57ZM101 202H102V201H101ZM114 202H115V201H114ZM237 202H239V201H237ZM247 202H248V201H247ZM254 202H255V201H254ZM123 203H125V200H124ZM154 203H155V202H154ZM170 203H171V202L169 201V202H168V205H170ZM250 203H251V202H250ZM106 204H107V203H106ZM125 204H126V203H125ZM132 204H133V203H132ZM141 204H142V201H141ZM151 204H152V203H151ZM166 204H167V203H166ZM71 205H72V204H71ZM93 205H94V204H93ZM91 206H92V205H91ZM112 206H113V205H112ZM114 206H115V205H114ZM150 206H151V205H150ZM174 207H175V206H174ZM94 208H95V207H94ZM215 208H216V207H215ZM254 208H255V207H253V210H254ZM74 210H75V209H73V211H74ZM81 210H82V209H81ZM81 210H80V213H81ZM88 210H89V209H88ZM91 210H93V209L91 208L90 211H91ZM94 210H95V209H94ZM189 210H190V209H189ZM221 210H222V209H221ZM221 210H220V211H221ZM247 210H248V209H247ZM251 210H252V209H251ZM253 210H252V211H253ZM21 211H22V209H21ZM90 211H89V212H90ZM107 211H109V210H107ZM214 211H216V209H215ZM214 211H213V213H214ZM71 212H72V211H71ZM87 212H88V211H87ZM89 212L86 213L85 216H86L87 214H89ZM120 212H121V211H120ZM19 213H20V212H19ZM25 213H26V212H25ZM213 213H212V215H213ZM216 213H217V211H216ZM122 214H123V212H122ZM153 214H155V213H153ZM169 214H170V213H168L167 215H169ZM253 214H254V213H253ZM27 215H28V213H27ZM119 215H120V214H119ZM123 215H124V214H123ZM129 215H130V214H129ZM188 215H189V213H188ZM209 215H210V214H209ZM219 215L221 216L222 214L219 213ZM224 215H225V214H224ZM262 215H263V214H262ZM36 216H38V215H36ZM36 216H35V218H36ZM220 216H219V217H220ZM116 217H117V216H116ZM124 217H125V216H124ZM136 217H137V216H136ZM183 217H184V216H183ZM215 217H216V215H215ZM222 217H223V216H222ZM254 217H255V216H254ZM25 218H26V216H25ZM91 218H92V217H91ZM241 218H242V216H241ZM84 219H85V218H84ZM86 219H87V216H86ZM132 219H133V218H132ZM186 219H187V217H186ZM261 219H262V218H261ZM36 220H37V219H36ZM87 220H88V219H87ZM120 220H121V219H120ZM223 220H224V219H223ZM78 221H79V220H78ZM124 221H125V219H124ZM124 221L120 222V223H119V226H122V230L124 231L123 233H129L130 229H129V231L126 230L127 227H126ZM182 221H183V219H182ZM258 221H259V220H258ZM261 221H264V220L262 219ZM7 224H8V223H7ZM28 224H29V223H28ZM84 224H85V222H84ZM195 224H196V223H195ZM242 224H243V223H242ZM255 225H257V224H255ZM0 226H1V225H0ZM25 226H26V225H25ZM257 226H258V225H257ZM28 227H29V226H28ZM194 227H195V226H194ZM255 227H256V226H255ZM13 228H14V227H13ZM81 228L84 230L83 227H81ZM154 228H155V227H154ZM157 228H158V227H157ZM257 228H258V227H257ZM260 228L262 229V227H260ZM82 229H81V231H82ZM201 229H204V228L202 227ZM255 229H256V228H255ZM120 230H121V229H120ZM122 230H121V232H122ZM194 230H196V229L194 228ZM194 230H192V231H194ZM248 230H249V229H248ZM256 230H258V229H256ZM262 230H263V229H262ZM172 231H173V230H172ZM198 231H199V228H198ZM200 231H201V230H200ZM249 231H250V230H249ZM249 231H248V232H249ZM252 231H253V230H252ZM83 232H84V231H83ZM86 232H87V231H86ZM146 232H147V231H146ZM154 232H155V231H153V233H154ZM174 232H175V231H174ZM73 233H74V232H73ZM82 234H83V233L81 232V235H82ZM263 234H264V233H263ZM81 235H80V236H81ZM129 235H130V234H129ZM168 235H169V233H168ZM232 235H233V234H232ZM220 236H221V235H220ZM6 238H9V237H6ZM6 238H5V239H6ZM88 238H89V237H88ZM128 238H129V236H128ZM199 238H200V237H199ZM205 238H206V237H205ZM205 238H204V239H205ZM244 238H245V237H244ZM9 239H10V238H9ZM30 239H31V238H30ZM121 239H122V238H121ZM123 239H125L124 241L126 242V238L124 237ZM156 239H157V238H156ZM53 240H55V239H53ZM174 240H175V239H174ZM195 240H197V238H195ZM195 240H194V241H195ZM211 240H212V238H211ZM217 240H218V239H217ZM245 240H246V238H245ZM117 241H118V240H117ZM117 241H116V242H117ZM124 241L122 240L123 243H124ZM170 241H172V239H171ZM197 241H198V240H197ZM197 241H195V243H196ZM109 242H112V241L109 240ZM191 242H192V241H191ZM118 243H120V242L118 241ZM171 243H172V242H171ZM193 243H194V242H193ZM245 243H246V242H245ZM245 243H244V244H245ZM141 244H142V243H141ZM169 244H170V243H169ZM176 244H177V243H176ZM197 244H198V243H197ZM250 244H251V243H250ZM151 245H152V243H151ZM167 245H168V244H167ZM189 246H190V245H189ZM184 247H185V246H184ZM191 247H192V246H190V248H191ZM196 247H197V245H196ZM239 248H240V246H239V247H235V246H234V250L231 251V253L233 252V253L235 254V258H236L235 260H236V261H239V260H240L239 258H240L241 254H242V251H241ZM243 248H244V247H242V249H243ZM205 249H206V247H205ZM72 250H73V248H72ZM184 250H185V249H184ZM188 250H189V249H188ZM191 250H192V249H191ZM195 251H198V250L195 249ZM204 251H205V250H204ZM149 252H150V251H149ZM149 252H148V253H149ZM201 252H202V251H201ZM205 252H206V251H205ZM215 253H216V252H215ZM251 253H252V252H251ZM165 254H166V253H165ZM119 255H121V254H119ZM36 256H37V255H36ZM166 256L168 257V255H166ZM245 256H246V254H245ZM263 256H264V254H263ZM113 257H114V256H113ZM177 257H178V256H177ZM258 257H259V256H258ZM260 257H261V256H260ZM72 258H73V256H72ZM202 258H203V256H202ZM204 258H205V256H204ZM204 258H203V259H204ZM245 258H246V257H245ZM176 259H177V258H176ZM194 259H195V258H194ZM116 260H117V259H116ZM146 260H147V258L145 259V261H146ZM149 260H150V259H149ZM151 260H152V259H151ZM217 261H218V260H217ZM222 261H223V260H222ZM236 261H235V262H236ZM133 262H134V261H133ZM151 262H152V261H151ZM194 262H195V260H194ZM3 263H4V262H3ZM65 263H66V261H65ZM0 264H1V263H0ZM4 264H5V263H4ZM22 264H23V263H22ZM57 264H58V263H57ZM87 264H88V263H87ZM144 264H145V263H144ZM151 264H152V263H151ZM165 264H166V263H165ZM169 264H170V263H169Z\"/></svg>",
    "mask_w": 264,
    "mask_h": 264
}]
</instances>
